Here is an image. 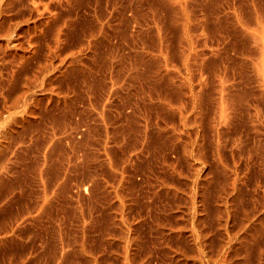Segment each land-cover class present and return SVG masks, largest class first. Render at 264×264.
Returning <instances> with one entry per match:
<instances>
[{"label": "rangeland", "instance_id": "1", "mask_svg": "<svg viewBox=\"0 0 264 264\" xmlns=\"http://www.w3.org/2000/svg\"><path fill=\"white\" fill-rule=\"evenodd\" d=\"M41 1L43 2L42 3L43 5L49 2L48 3V5H49L48 9H51L53 13L58 12L60 14L59 16L61 17V19L65 15L72 18L73 20L87 18L93 24L94 23L99 24V23L103 22L105 19H110V21L113 22L115 25L120 24L121 26H127L129 28V31H131V29L135 30V32H133L134 34L138 35V33H139L136 31V28H138V27H136V28L133 27V25H131L123 17L122 13H124L125 16L127 14L125 12V10L122 11L123 5H117V7H115V8H112V6L111 7L107 6V8H104V0H103V2L100 1L97 5L95 4V1H92L91 3H89L86 6L85 5H79L77 2H74V3L69 5L67 0H41ZM199 1L201 2V0H199ZM205 1L206 0H202V3H205ZM198 2H197V0H196V2H194V0H192V2H191L192 4L190 3V5H193V9H194L193 10L194 11V15H193L194 18L192 17L193 21L191 22L193 28L191 26L190 27L192 28L193 37L196 40V41H194V43H195L194 48H195V51L197 53L195 54V51L193 48V51L191 53V59L192 60L190 59L191 61H189V62H185L182 58H180V56H177V53L180 52L179 49L181 50V48L183 47V46H181V43L179 41L180 40V38H179L180 33L178 30H174L169 26L164 27L162 29V36H164V38L167 39L170 46H169V48H165V50H163V52L166 51L164 53H161L162 51L159 52L160 50L158 51L159 48L161 49V47H159L160 44L158 41L159 33L157 32V27L156 26L154 27L155 22H154L152 17L145 19L143 22L144 24L142 26L145 27V29L143 28L144 29V36H145L144 41L139 40L138 36L136 37V35H134L135 38H137L136 41L132 40V39L127 40L125 38H122L121 36L117 35L115 28L113 26V27H107L108 33L106 35V38H107L106 42L104 44L100 45L99 47H96L95 52L93 51L94 54H92L87 49L86 50L88 51V53L86 50H83V45L81 44L82 39H81V37H77L78 35L70 37V38L66 39L64 42H61L62 43L61 44L62 49H61V51L57 52V54H58L57 58H56L57 64H59L61 62L60 59H63L65 57L68 58V57H71V55H77V54H80L81 52H83L81 54H85V55H88L90 53L92 55H90V56L88 55L85 58L86 66L89 69L90 75L96 76L99 78H104L103 79L104 85H106V84L108 85L110 78L115 77L117 79H120V86L121 85H123V86L119 88L120 89L118 91L119 93H117V94L115 93L116 95L114 94L115 100L112 99L114 97V95H112L113 97H111V100H113V102L111 104V103H108L110 101H108L105 97L103 98V95L105 96V94L102 93V90H103V92H105L106 91L105 89H103V88H101L102 90L101 89L98 90L95 88L91 89L89 87V82L86 84L85 82H87V81H85V82L81 81L82 80L81 77L83 76L82 74H84L83 70H81V71L76 70V72H74L75 70L74 71L70 70V73H67V75H65L63 78L58 79L57 82L54 81V84L51 83L50 80L46 81V83H48L50 86L52 84V86H54L55 88H60V89L64 88V90H67L68 83L73 85V86L75 84V87H74L76 90L74 92L75 94L74 93H71V94L74 95L73 101H76V102H73V104H72V105H74L73 108L77 106L76 108H74V111H76V113L74 114V116L70 115V114H68V115L66 114V116H65L62 111H57V112L62 114V116L64 115L66 117L65 118L63 116L65 118L64 120L66 121L67 125L69 126V127H67L68 129H71V126H72L71 123L69 122V120L72 121V123H73V121L75 122L76 120H78L77 118L80 117L79 110L83 111L84 115L87 112L88 117L90 119L92 117L94 118V119H91L92 122L95 121V122H93V125H94V129H92L93 133L91 132L92 133L91 137L88 140L89 141L88 143H91V145H93V147L91 148L90 144L87 145L88 151L90 149L94 151L92 154L90 153L92 151L89 152L90 153L89 158L92 155H94V158H93V156L91 157V159L88 158L87 160H89V162H86L88 164H77V166H75L71 171H69V173L66 174V175H68L67 179L66 180L63 179L62 177L65 175V169L68 166L67 156H68V153L70 152L68 145H67V143H69V142H68V140H64V139H66V137L68 139V136H66L68 134H66V135L63 134V131L66 128L61 127L60 129H58L57 136H61V138H63V140L60 141V148L59 149L57 148L59 150L58 152H57V150L56 151L54 150V152H53V150L51 151V145H49L47 143H42L43 141H47L48 139H51V137L53 135L52 132L54 131L53 126H52L53 124L51 122L52 118H49V114H48V117L44 116V115H47L48 112H45L44 115L41 114L39 116V118L35 122L32 123V125L34 124V126L31 125V127H29L27 129L28 131L26 130L23 132V134L22 133L20 134L23 136L20 137V135H19L16 138V140H18L19 143L21 141L23 145L20 144L21 145L20 146L18 141L16 142L15 139H13L11 142L12 145L10 144L8 151H6V152H8V154L5 152L0 153L1 154L0 160L5 161V162L0 161V163L1 164L2 163L4 164L6 162L9 163V166L7 163L4 164V166H3V164L2 165L0 164L1 168L3 166L4 167L3 169L5 171H6V169H7V172L9 170V173L6 172L7 173L6 174L4 172V170L0 168V170H3V172L5 173L4 174L3 172H0V178H1L0 179L1 180L0 181V205H1L0 206V220H3L2 224L0 221V225H1L0 231H2V232L6 231V230L12 231V229H16V228H14V226L16 227V225H14L16 221L13 220V218L15 219V216L18 215L17 213L20 212L19 214H21V211L23 213L24 210H26L25 206H26V208L33 206V204L35 203L34 201H37L40 199V197L44 196V190L43 189H45L46 185L44 184L45 186H43V183H41V182L47 181L45 183H47L49 193L51 192V190L53 191L54 187L56 189V191H54V193H55L54 195L50 193L51 197L53 196V199H52L50 205L46 207V211L44 212V214H42L40 216V218L38 217V218L33 219L32 217L31 218L28 217L30 221H27V222L25 221V224L23 225V228L20 231V233L19 232L16 233V237L15 238L13 237L15 239V241H17V240L19 241L21 246H19V243L17 241V242H14V244L17 243L18 246H17V244L15 246V245H13V243H10L11 246H9V244H8V247H6V249H7L6 250V249H4L5 247H3V245L0 243V245H1L0 250L2 252V253H0V264H8L9 262H10V264H12L13 261L16 264L17 263L20 264V261H22V260L23 261L21 262V264L24 262H25V264H52V263L55 264V262H53V260L55 261V259H57L55 257H58L60 260L62 258V256H60L59 254L62 252L63 249H66V248H67L65 251L66 253L63 255L64 257H66V259L64 258L61 261H59L57 259L56 264H57V261L59 264L60 262L65 261V260H66L65 262H62L63 264H88L87 262L91 263L92 260H90V259H93V258H97L96 260L93 259L95 264H97V263L98 264L99 263L100 264H109V263H111V264L112 263L113 264H115V263L120 264L121 263L122 264V261H127V259L124 258V255H123V252H124L123 248H125V246H126L124 243L127 244V242H125V241H128V240H130L129 242H131V244L133 245V247H132L133 257L136 258L134 260H137L135 262L141 263L140 259L142 258V264H148V263L149 264H172V263L176 262L178 259L179 260L178 262H180V264H183L184 261L181 262V258L180 257L178 258V254L175 253V251H176L175 249L178 250L179 247L180 248L184 247L182 245L187 246L186 242L190 243V240H189L190 237L188 234L189 229L187 228L188 229L187 230V229H185V227H183V226H186V220H184V219L187 218V220L189 221V222L188 221L187 222L191 223L192 221L197 220V219H195V217H197V215L194 216V213L192 210L193 209L192 205L190 204V202L188 204L186 199L183 200L184 197H182L181 194L187 193L189 191V189H188L189 184H188V186H186L187 184H185L186 179L188 180V178H192L191 175H193L195 172H191L189 170L191 169L192 171H196V170H194L196 165H197L196 169L198 170L197 172H198L199 176H201L200 178H202V181H205L204 182L205 184H203V186H206L205 188L207 189V191L208 190L211 191L213 196H214L213 197L209 191L206 192V190L204 188V192H205L204 196L206 195L207 196L206 198H208V199H205V197L203 199L208 200V201H206V203L209 205V207H207L205 200H203L204 202L202 201L201 206H204V207H203V210L201 212V215L199 214V216H203L202 220L204 221V223L201 220L202 222H199V223L196 222V224H195V226L198 225V228L196 226V228L198 230H200V229L204 230L205 233H208V234L210 232V234L208 236H210L212 234L214 235V236L213 235L210 236L211 239L213 238V240H214L213 241L210 239V241H211V242L209 241L210 246L213 243L214 244L212 246L216 245V242L222 236V233L220 232V231H222V228L221 229H220V227L218 228V224H220V222H221L220 217H218V214H214L215 212L219 213V204L221 203V201L218 198L219 197L218 195L220 194V193L218 194V192L221 191V193H222L221 189L219 191V185H220V188H222V189H223L224 185H226L227 187L230 188V185L233 183L234 178L235 177L237 178L239 175V174L237 175V172L240 173L239 177L237 178V181L239 182L238 186H240V187H239V193H238L235 201L233 202L234 209L236 210L237 208H239V209L241 208L242 210H244V208L247 207V209L245 208L246 211H248V210L251 211L252 209H254V207H255L254 210H256V208L258 207L257 210H260L262 212L260 214L264 215V205H263L264 204V197H263L264 196V193H263V191H264V85H261L260 77L257 78V76L262 75V74H260L261 72H259V67H258L259 65L257 64L261 61L259 59L262 57V56L261 57L259 56L260 58L258 57V54L261 53L258 51L260 44H259V46L257 45L259 43L257 41L258 40L257 37H256V39H254L253 38L254 36H252V35L249 36V34L246 35L247 37L242 33H241L242 36L240 35L241 31H238V30H240V26H238L239 23L237 20V16L234 13L233 14L230 13V11H233V12L235 11V10H233L234 6L239 7L240 4H241L240 6L243 5V11H245L244 13L247 15V17H245V19L247 21V25H248L247 28L249 31L256 32L255 29H257V27H256L257 25L255 24L256 23L255 20L259 19L261 22L263 21L262 23L264 24V15H263L264 14V0H223L222 1L223 3L222 2L220 3L221 9L220 8L219 9L221 10V12H223L222 14H225V12H226L227 16L225 15V17H226V19L228 18V20H226L227 21L226 26H225V28H223V30L222 29L221 30H207L206 27L204 28L205 21L207 18L211 19L214 17L213 19H211L214 21L216 19V17L215 16L208 17L209 11L206 12V10L204 11L203 9H201V7L199 5H196ZM193 3H196V4L194 5ZM222 4L226 10L223 8ZM247 7H248V10H247ZM108 8H111V9L108 10ZM235 8H237V7H235ZM244 8H246L247 11L244 10ZM223 9H224V11H223ZM241 9L242 8H240L239 11H241ZM258 9L259 10L261 9V11L263 13L262 15L260 14L261 11H259ZM51 10H47V12L49 11L48 12L49 14L47 13L48 15L52 14ZM108 11H111V12H108ZM236 11H235L236 14L239 13L238 8L236 9ZM254 11H256V12H254ZM257 11L261 17L263 16L262 18L258 15ZM247 12H249L250 14L254 13V15H252V17H254L255 14H257L254 17L255 20L252 17H250L252 20L251 21L248 18L250 16V14ZM248 14H249V16H248ZM213 15H216V14H213ZM121 17L123 18V20H121ZM119 19L121 22L119 21ZM247 19H249V21ZM165 20H166V18H165ZM215 21L218 22L217 19ZM235 21H237V22H235ZM252 24H253V26H251ZM143 29H142V31H143ZM193 30H194V32H193ZM35 37L38 38V40H37L38 49L36 51V53H38V57L45 56V53L52 52V50L55 48V46L53 45V42H52V35L48 32H47V34H44L43 36H40V35H38V33H35V32H33L31 34L26 33V37H25L26 45L28 43L27 41L29 38H32L34 40ZM243 37H245V38L243 39ZM137 40H138V42H137ZM132 41L133 42L135 41L136 44H134ZM158 44H159V46H158ZM109 45H111V46H109ZM257 46H258V48H257ZM111 47L114 49H112ZM166 49H168V50H166ZM5 50L6 49H4V48L0 50V51H2L0 53V64H1L0 65V71H1V69L5 70V71L2 70V72H4V74L2 72H0V76H2L0 78V86L2 83L3 88L5 87V84L7 85L9 83V80L12 79V76L14 73L13 70L17 66V62L15 63L14 59H13L14 53L11 56L12 52L8 51V52H10L9 53L10 55H9ZM108 51L110 53L112 51V53L109 54ZM260 51H262L261 47H260ZM4 52H5V55L7 53L6 56L3 54ZM166 55L169 56V59L167 61L164 60ZM196 55H197L198 59L195 57ZM260 55H262V54H260ZM1 56L2 57L4 56V59H2ZM163 56H164V58H161ZM5 58H7V59H5ZM141 59L147 60V62L146 63L141 62L140 61ZM158 59H160L161 61ZM162 59L164 60L165 63L167 62L168 65H167V63L165 64L164 62H162L163 61ZM7 60H8V62L6 63ZM12 61L15 64L12 63ZM153 61H155V62H153ZM34 64H35V62H32V65H34ZM255 64H257V66ZM3 65L5 66V68L3 67ZM67 65H69V67H70L71 63L68 62ZM255 66L257 67V69ZM7 69H9V70H7ZM8 71H9V73H8ZM71 71H73V72H71ZM144 73H146L147 76L151 75V77H153V78L151 79V77H150L149 79H147V77L143 76ZM8 74H10V77H8L9 76ZM6 75H8V76H6ZM136 76L139 77L138 79L142 78L141 80H143V81L136 79ZM5 77H6V79H5ZM59 77H61V75H59ZM169 77H171V78H169ZM7 78H11V79L7 80ZM42 78H43V76L40 77L39 81H41ZM160 78H163L164 81L166 80L165 82L167 84L165 82H163L162 79L160 80V83H159ZM166 78L167 79L169 78L168 79L169 83H170V81L171 82L173 81L174 82V83L172 82L173 84H177V85L183 84V85H180L183 87L177 86V87H179V89L183 93L178 90L176 85L174 87V85H171L172 84L171 83L169 86L168 80ZM263 78H264V76H262L261 79H263ZM133 79H135L137 81H135ZM146 79H147V82L148 81H150V82L147 83ZM155 79L158 80V82ZM222 80H225L227 85L224 83V81L222 82ZM161 81L164 83V87H163V85H162L163 83H161ZM185 81H186V83H184ZM81 82L83 83V85L81 84ZM221 82L223 83L224 87H227V88H228V85L231 84V86H229V89L232 90V91L228 90V92L231 95V102L232 103L230 102V106L232 104L231 107H233V109L230 108V106H229V109H232V111H230L229 109H228L229 111L227 110L228 111L227 113L228 114L231 113V114H230V116L227 114V116H229L228 119H227V116L225 117L226 118V120H225L226 124L223 123L224 119L220 120L219 119L220 117H218L219 116V109L217 108L218 107L217 102H219V99H220L219 95L221 94L219 90L223 86ZM149 83L154 84V85L156 84V88L154 87V85H152L154 90H152V87L150 89L151 85ZM188 83H189V85H188ZM84 84L86 86H84ZM165 84L168 85L169 88H167L168 86H166ZM219 84L221 87L219 86ZM80 85H81V87H80ZM87 85H88V88H87ZM2 86L0 88L1 89L0 93L3 92V94H0V100H1V97L6 96V92H4L6 87H5V89H3ZM188 86H190V88L192 86L193 91H189L190 88H188ZM162 87H163V89H161ZM157 88H159V89H157ZM166 88H167V92L164 91V90H166ZM170 88L172 90L175 89L176 94H174V92H173L175 90L170 91ZM183 88H185V91ZM197 88H199V91ZM89 89H91L92 92L89 91ZM168 89H169L170 93L171 92L173 93V95L169 94ZM233 91L235 92V94L233 93ZM89 92H90V94H89ZM164 92L168 93V95ZM180 92H181V94H180ZM202 92H203V95H202ZM241 92H242V94H239ZM4 93H5V95H4ZM204 93H205V95H204ZM232 93H233V95H232ZM182 94H183V96H182ZM233 96L238 97L239 101L236 100L237 98L236 99L233 98ZM195 97H198V99H200V100H198ZM170 98H172V99H170ZM240 98L242 100H240ZM99 99H102V100L99 101ZM216 99H218L217 102H216ZM105 100H107L108 102ZM88 101H90V103ZM198 101H200V102L198 103ZM93 102H94V107H96L97 110H95V108L92 107ZM1 103H2V107H3L4 100L0 101V106H1ZM74 103L75 104L77 103V104L75 105ZM97 103L100 105H98ZM103 103H108V106H110V104L112 105V106H110V110H109L110 112L107 111L108 117L106 116V118H108L110 123L107 122L108 120H106V118H105L106 121L104 123V120H101L100 117H99L100 118L99 119L98 118L99 114L96 113V112L101 111ZM193 103H194V105H193ZM200 103H201V105H200ZM88 104H90L91 108L90 107L88 108ZM214 104H216V105H214ZM99 107H101V108H99ZM177 107H179V109ZM85 108L90 109V111L93 109L95 113L93 111L90 113V111L87 109L85 110ZM174 108H176V109H174ZM19 109L21 110V107L18 108V111H19ZM1 110H2V108H1ZM12 110L17 112V108H14ZM179 110H181V111H179ZM213 111L216 112L217 114H215ZM198 112L202 116H199ZM77 113H78V115H77ZM109 113H110V115H109ZM197 114L201 118V120L203 119L202 121L200 120L199 117L194 118L195 115L197 116ZM214 114L217 118L214 116ZM109 117H110V119H109ZM193 118L195 120L199 119V121H201V122L198 123ZM218 119L220 120V122H218ZM96 120L100 121L101 125H99L100 123H98V121H96ZM111 120H113V122ZM187 120H188V122L185 123V121H187ZM37 121H38V123H36ZM114 122H115V124H114ZM192 122H194V124ZM217 122L219 124L221 123V125L218 124L220 126V128H218V125L215 124ZM108 123L110 125H108ZM200 123H202V125H200ZM73 125H75V124H73ZM103 125H104V127H103ZM107 125H108V127H106ZM145 126H146V129L144 128ZM148 126H149V128H147ZM202 127H204V128H202ZM104 128H106V129L104 130ZM111 128L113 131L109 130ZM123 128H124V130L128 129L127 132L122 130ZM183 128H184L185 132H184V130H182ZM201 128H202V130H201ZM80 129H82V128H80ZM114 129L115 130L117 129V130L115 131ZM195 129H197V130L195 131ZM212 129L215 131V133H216L217 129L218 130L222 129L223 132L220 131V133L218 134V137L222 138V140L217 137V134H215L212 131ZM71 130L72 131L74 130V132H76L75 135H77L80 132V131H75L76 130L75 128L71 129ZM145 130L146 131L149 130V131H147L148 133ZM186 130H188L189 132H186ZM106 131L108 132L107 134H106ZM117 131H120V132H117ZM200 131L201 132L203 131V134L199 133ZM111 132H112V134H111ZM179 132L181 134L183 132V135L179 136L180 135ZM193 132H195V133H193ZM123 133L127 134L126 137H125V135H122ZM178 133H179V135H178ZM188 133H189V135H188L189 137L188 136L185 137L184 135H187ZM109 134H111L112 136ZM148 134H149V136H148ZM156 134H157V136L159 135L160 137L159 136L157 137ZM212 134L213 135L215 134L214 137H212L213 136ZM64 135L66 137H64ZM78 135H80V133ZM108 135H109V137H107ZM115 135H117L116 138H114ZM172 135L174 137H171ZM190 135H191V137H190ZM195 135H196V137H195ZM223 135H224V137H223ZM101 136L104 138H102ZM120 136L122 139L120 138ZM154 136H155V138H154ZM175 136H176V139H175ZM198 136H200V138ZM215 136L219 139V142L221 143V147L223 149L225 147L227 148V150H225L226 148L224 149L225 152L221 151V157L220 158H222L223 165L219 164V166H221V167H220V170L217 172H215V171L218 170L219 168L216 169L217 167H215V165L217 166V161H218V158H215V157H218V155L216 153H214V151L216 152L215 145L217 142V139L215 138ZM220 136H222V137H220ZM30 137L33 138V140ZM110 137H113L114 139L113 138L110 139ZM138 137L142 139V142H141V139H140V141L137 140V139H139ZM144 137H146L145 138V139H147L146 141L143 139ZM165 137H167V138H165ZM180 137H182L184 139H182V138L180 139ZM105 138H106V140L108 138V141L105 140V143H104V140H102V139H105ZM118 138L120 139V141L122 140V142H120ZM123 138H125L124 139L125 141H123ZM160 138H162V139H160ZM177 138L179 140H183L184 142L179 141ZM186 138L187 139L189 138V139L186 140ZM203 138H204V140H203ZM213 138H215L216 140L214 139L212 142ZM163 139L166 141V143L164 142ZM114 140H116L115 141L116 143H114V145L116 144L115 145L116 147L115 146L112 147L113 144L110 146V144L113 143L111 141H114ZM132 140H134L135 142ZM177 140L179 142H177ZM195 140L197 143L198 142L199 143L197 144L195 142ZM99 141L100 142L103 141V143L105 145L104 147H106V148L109 147L108 152H110L111 155H110V153L107 154L108 153L107 149H105V148L103 149V144L100 143ZM138 141L142 144V147L140 146L141 144L138 143ZM151 141H153V142H151ZM174 141H175V143H179V144L176 145L174 143ZM186 141H187V143H185ZM188 141H189V145H187ZM200 141H202L201 144L204 141L203 145L206 144V146H202L200 144ZM30 142H31V144H30ZM92 142H94V143H92ZM107 142H108V144H107ZM109 142H111V143H109ZM125 142H127V143H125ZM130 142H132V143H130ZM133 142L135 143L136 146H133L134 145ZM155 142L157 143V145L159 143L161 145L159 144L158 145L159 147H158ZM191 142L196 143V144L193 143L194 147L196 146L194 153L197 151L196 154H198V156L196 154L194 156L195 157L194 159H196V160H193V159L188 160L186 157H183L184 156L183 153L185 150L186 151H187V149L189 151L191 150V148L187 147V146H189V147L193 146V144ZM15 143H17V145ZM151 143H153V144H151ZM182 143H185L186 147L184 146V144L182 145L183 147L180 146ZM106 144L109 146H107ZM131 144H133L132 145L133 150L137 149L136 152L134 150L135 153L131 152L132 151V148L130 147ZM164 144H168V145H164ZM25 145H28V146L26 147ZM70 145L71 144H69V146ZM150 145H151V148L153 150H150V152L148 153L147 149H151V148H149ZM17 146L19 148L24 146L23 148H25V149L21 148V150L23 149L21 151ZM71 146L73 147V145H71ZM172 146L175 148L173 149ZM14 147H17V150H20V152L13 149ZM110 147L113 149H111ZM155 147L158 150H155ZM160 147H161V149L163 148V150H162L163 152L161 151ZM202 147H204V148H202ZM206 147L209 148V150ZM95 148H96V150H94ZM130 148H131V151H130ZM179 148H184V149L182 150ZM185 148H187V149H185ZM197 148H199V152H201L200 149L201 150L202 149L204 150L205 148L207 149L206 151L204 150V152L202 150V154H203V156H205L204 158L206 159V161H205V159H202L203 156L201 154H200L201 157L199 156V152H198ZM210 148H214V150L213 149L212 150H213V154L216 155L215 157L212 156L213 154H212V150ZM74 149H76V151H77L78 147L73 148L71 151H73ZM139 149L140 150L142 149L145 154L142 151H141V153L138 152V151H140ZM164 149H166L167 151L166 150L164 151ZM256 149H257V151H256ZM12 150H14L15 153L13 152V156L11 155V158H10L12 160L9 161L8 155L10 153H12L11 152ZM112 150L115 152H113ZM44 151H47V155H48L46 164H44V156H43ZM96 151H98V153H95ZM155 151H156V154H153ZM157 151H158V153H157ZM177 151H179V152L177 153ZM74 152H75V150H74ZM78 152L79 151H77V153H74L75 159L77 157H79V156L76 157V155H75V154L78 155ZM159 152H161V154ZM165 152H168V153L166 154ZM181 152H182V154H181ZM205 152L207 155L205 154ZM207 152H209V153H207ZM100 153H102L101 154L102 156L100 155ZM136 153H137L136 157H138V156L139 157L136 160H134L136 157H134L135 155H133V154H136ZM138 153L140 155H138ZM162 153H164V155H162ZM95 154L96 155L99 154V155H97V157H96ZM103 154H104V158H103ZM177 154L179 156H182V157L177 158ZM2 155H3V157L5 156V159L2 158ZM105 155H107V156H105ZM109 155L110 156L114 155L113 157H115V158L112 157V159H114L113 162L111 159H109V158H111ZM223 155H224L225 159H224ZM128 157H130V159ZM206 157H208V159ZM182 158H184V159H182ZM198 158H199V161H198ZM214 158L217 160L214 161L216 164H213V166H212L211 163H213L212 161L214 160ZM78 159L81 160V157H79ZM92 159H94V160H92ZM95 159H97V161ZM98 159H100V161ZM105 159H108V160H105ZM132 159L134 160V162ZM91 160L94 161L95 163L92 162ZM103 160H105V161H103ZM123 160L127 162V163L125 162L126 165H124ZM102 161L104 163L109 162L112 165L115 164V165H113L114 170L111 169V165L109 163L103 164ZM117 161H120L119 164H116ZM131 161L133 163L132 166L130 163ZM188 162H190L191 165L192 164H195V165H192V167H191V165H189ZM228 162H230V164ZM234 162L236 164V166L234 164L235 168L232 165ZM120 163L123 165L122 168H127V167L129 168V170L126 169L127 172L129 171L128 174L126 173L125 169L123 170L121 168ZM227 163L229 164V167L226 166ZM198 164L202 165V167L201 166L199 167ZM207 164H211V165L207 166ZM6 165L8 168H6ZM134 165H135V167H134ZM170 165H171V167H170ZM185 165H186V167H185ZM106 166L109 167V169ZM142 166H144V168ZM180 166L181 167L184 166L183 167L184 170L186 169L184 171V173L187 171L186 172L187 178H186V176H182L183 168L181 170ZM209 166H210V168H209ZM223 166L225 169H226V167H227V169H229L230 167H231L230 169H232V166H233V170L230 172V169H229V171L226 169V171H225L224 168H222ZM43 167L45 168L44 169L45 181L43 180L44 177H40L41 175L38 173L39 170ZM172 167L173 168L175 167L177 169H173ZM198 167H199V169H198ZM214 167L216 170H214ZM54 168H55V170L57 168V174L55 173V170H53ZM211 168L213 169V171H211ZM119 169H120V171H118ZM170 169H171V171H170ZM178 169L181 172H179ZM187 169H189V170H187ZM235 169H238V170H235ZM97 170H98V172H97ZM205 170H208V172L207 173L204 172ZM103 171H105V172L107 171V173H104ZM108 171H110L109 174H108ZM117 171L120 174L119 173L117 174ZM209 171H210V175H209ZM90 172H92V173L90 174ZM96 172L98 173V175ZM113 172L118 177V178H116V175L114 174V178L117 180V182H115L114 178H112ZM221 172L223 173V175H221L222 174ZM225 172L230 173V174H226V176H224ZM86 173H89L92 176L91 177L87 176L89 174L86 175ZM93 173L95 176L93 175ZM123 173H126V174L124 175ZM172 173H173V175H170ZM190 173H191V175H189ZM217 173L218 174L220 173L219 174L220 177H219V175H217ZM38 174H39V177H38ZM177 174H179L180 176H177ZM204 174L206 175V178H205V176H202ZM84 175L88 179L92 178L93 181H91V183H90L89 181L92 179L88 180ZM105 175H107V176L105 177ZM119 175H124V176H121V178L119 180ZM207 175H209L210 178H208L209 176H207ZM166 176H168V177L170 176V179ZM171 176H174L175 179L171 180L173 178ZM189 176H191V177H189ZM211 176H212V178H211ZM5 177L7 178V180ZM98 177H101V181ZM95 178L98 180V181L96 180L97 183H96V181H94ZM158 178H160V180ZM165 178H167V180H166L167 183H164ZM203 178H204V180H203ZM39 179H41V180H39ZM126 179H127V181H126ZM157 179L159 180L158 181L159 183L157 182ZM239 179H241L240 180L241 182L239 181ZM59 180H61V183H62L61 187L56 188V186H53V185H54V183L56 185V183ZM63 180H65V181H63ZM124 180L127 183H125ZM182 180H184V181H182ZM208 180L210 182H208ZM3 181H5V182H3ZM14 181H15V183H14ZM48 181H51V182H48ZM78 181L79 182L83 181L84 183H87V182L90 183L89 186L86 185V187H84L85 185H83V187H84L83 193H85V194H82V196L79 195V197H80L79 201H78V196H77V193H78L77 192L78 191L77 184L79 183ZM63 182H64V184H63ZM118 182H119V184H118ZM121 182H123L124 184L122 183L123 184L122 185ZM151 182H152V184L154 182L153 188L157 189V192L155 189L151 188L152 187ZM182 182H184V183H182ZM4 183H6V184L4 185ZM9 183H10V185L8 187L10 189H7L8 188L7 185ZM66 183H67L68 188H67V190H64L65 188H63V185H65ZM98 183H100V184H98ZM107 183H108L109 187H108ZM157 183H158V188L156 187ZM160 183H161V185H160ZM221 183H223L224 185ZM165 184H167V185H165ZM240 184H242V185H240ZM40 185L43 187V189L41 188ZM51 185H52V187H51ZM170 185L172 187L171 191H168L167 189H165V187L171 188ZM256 185H257V188H256ZM2 186L4 187V189ZM93 186H94V189L92 188ZM110 186L113 189H111ZM173 186H177L178 188L173 187ZM183 186L184 187L186 186V187L184 188ZM89 187L93 190H91ZM209 187H211V188H209ZM261 187H263V188H261ZM87 188H89L88 193L84 192V191H87L86 190ZM106 188H110L107 190L109 192L111 191L112 194L109 193L106 190ZM161 188H163V189H161ZM181 188L185 189V191L182 190L183 191L182 192L180 190ZM120 190H122V192ZM162 190L164 192H162ZM165 190H167L168 192ZM174 190H177V192H174V193L177 196L180 195V197H175L176 195L173 193ZM116 191L118 192L117 194H116ZM148 191H151V193ZM258 191H260V194L258 193ZM155 193H157V194H155ZM163 193H165V194H163ZM241 193L244 194L245 197H243L244 195H242ZM149 194H151V196H153L152 199L149 198L150 197ZM173 194H174V196H173ZM5 195L8 198H6ZM9 196L12 198H10ZM241 196L245 200L244 203L247 201L245 203L247 206L245 204H243V202H241L243 200ZM154 197L155 198L157 197V198L155 199ZM167 197H169V198H167ZM181 197H182V199H181ZM215 197H217V198H215ZM159 198L161 200H158ZM238 198L242 199V200H239ZM11 199H12V201H11ZM120 199H121V201H120ZM122 199H124V200L122 201ZM127 199H128V201H127ZM129 199L131 201H129ZM177 199L179 200V202ZM40 200L42 201L43 199H40ZM40 200L38 202H41ZM115 200H117V203L116 202L114 203ZM125 200H126V202H125ZM165 200L168 202H166ZM212 200H214V202ZM151 201L152 202L154 201V203H152ZM170 201L172 202V204L170 203ZM182 201H184V202L186 201V202L182 204ZM236 201H238V203L240 201L241 204H238ZM255 201H256V203H255ZM38 202L35 203V205H34L35 207L38 204ZM130 202H132L135 206L133 204H131ZM177 202L179 205L177 204ZM211 202H212V204H211ZM261 202H263V203H261ZM4 203H6V204H4ZM122 203H123V205H122ZM249 203L252 205H250ZM254 203H255V206L252 207L254 205ZM3 204H4V206H3ZM114 204H115V206H113ZM164 204H165V206H164ZM202 204H206V205H202ZM235 204L238 205V206L236 205V208H235ZM259 204H261L260 206L263 207V210H262V208H260ZM22 205H25V206H22ZM118 205H120V206H118ZM172 205H174V206H172ZM240 205H242L244 207H241ZM248 205H250V206H248ZM126 206H128V207H126ZM158 206H160V207H158ZM167 206H168V208H167ZM175 206L178 208L177 209L174 208ZM190 206H191V209H190ZM21 207L23 208V210ZM122 207H124V209ZM249 207L251 208V210ZM82 208H83V211H85L84 214L85 215L88 214L86 217L87 221H86V219L83 220V218H82L84 216V214H82L83 212H81ZM114 208H116L117 210L118 209L120 210L122 208L121 210L122 211L125 210V211L122 212L120 210L121 211V213H120V212H117V210ZM140 208H142V209H140ZM151 208L153 209L152 211H151ZM180 208H182V209H180ZM18 209L21 211H19ZM132 209H134V210H132ZM239 209H237V213L235 212V214L240 215V216L236 215L237 218L235 219V222H238V223H240L239 221H241L242 220L241 218L245 215V212H244L245 210L242 211L241 209L240 210ZM16 210H17V212H16ZM167 210H168V212H167ZM170 210L172 212H170ZM126 211L130 212L129 213L130 216H129V214H127ZM153 211L155 213H152ZM156 211L157 212L161 211L160 213H162V214L160 215L159 212L157 214ZM190 211H192V212H190ZM113 212H115V216H117L116 218L114 217ZM135 212H137V213H135ZM139 212L141 214H139ZM147 212H148V214H147ZM181 212H183L184 217H183ZM203 212H205V214ZM240 212H244V214H242ZM35 213L36 212H34L33 214H35ZM116 213H117V215H116ZM142 213H143V215H142ZM171 213H173V214H171ZM185 213L187 215L189 214L190 217L188 218V216L185 215ZM89 214H90V216H89ZM132 214L136 215V216L134 217V216H132ZM137 214H139V215H137ZM156 214H157V216H156ZM163 214H164V216H163ZM175 214L178 216H179V214L182 215V216H180L181 219L178 216H177L178 219H176ZM241 214L243 216H241ZM5 216H6V218H5ZM10 216L12 217V219H10L11 218ZM122 216H124L125 218H123ZM171 216H173V217H171ZM215 216H216V218L214 219ZM89 217H90V219H88ZM145 217L146 218L148 217V218L146 219ZM156 217H158V218H156ZM193 217H194V220H189L190 218L193 219ZM138 218L139 219L141 218V219L139 220ZM162 218H164V219H162ZM166 218H168V219L166 220ZM4 219L7 220V224H6V220H4ZM112 219L113 220L119 219L120 222L117 223V220L113 221ZM137 219H138V222H135ZM263 219H264V217H263ZM141 220H143L144 222ZM122 221L125 222L124 226H122L123 225V223H121ZM157 221H159V222H157ZM11 222L14 223V224H12V226L10 224ZM180 222L182 223L183 229L180 225L181 224ZM235 222L233 223V225L237 224L236 225V227H237L238 223H235ZM173 223L175 225H173ZM178 223H180V224H178ZM84 224H86V225H84ZM114 224H115V227L117 226L116 228H114ZM116 224H118V225H116ZM126 224L127 225L130 224L132 226L129 225V228L127 229ZM164 224L167 227L164 226ZM169 224H171V225L169 226ZM205 224H206V226H205ZM156 225H158L159 228H157ZM179 225H180V228L177 229V227H179ZM263 225H264V220H263ZM143 226H145L144 229H143ZM149 226L151 227V229ZM172 226H173V228L175 227V231L173 228H171ZM163 227L166 228L165 229L166 232L163 231V229H164ZM214 227H215V229H214ZM117 228H119V229H117ZM114 229H116L115 230L116 232H114ZM181 229L184 230L183 231L184 234H186V235L188 234V240H187V236L184 234H183V237L185 238V240H183L184 239V238H182L183 232ZM210 229L212 232L209 231ZM216 229H218V230L220 229V231H218V230L216 231ZM125 230L127 232H125ZM178 230L180 233L178 232ZM207 230H208V232H207ZM10 231H8V234L11 233ZM176 231L181 236H178L176 234L177 233ZM185 231H187V232L185 233ZM2 232H0V234ZM122 232L123 233L125 232L127 234L125 235V233L123 234ZM128 232H129V234H128ZM130 232L131 233L134 232L133 233L134 235L131 236L132 234ZM135 232H136V234H135ZM110 233H113V234L115 233L114 234L115 236L117 234V240ZM139 233H140V236H138ZM166 233L167 234L171 233V237H170V235H167ZM215 233H217V234L215 235ZM262 233H264V229H263ZM165 234L167 235L166 237H165ZM261 234L255 236L256 242L254 244L256 245V248H254L255 245L253 246V248L255 249L254 250L255 252L253 250H251V254H249L247 256L250 259V261L248 258H246V259L244 258L245 255L243 256V254H247V252L243 249L246 253L243 251L241 252V250L239 251L240 253L239 252L236 253L238 255V258L236 260V261H238V263H240L242 260L245 259V260H248V263L250 262L249 264H251L253 261H254V263H252V264H258V262L256 260L257 259L256 253H258L259 249H261L262 246L264 247V244H263L264 243V237H262V236H264V234H262V235ZM111 236H112V238H111ZM134 236H135V238H134ZM215 236H216V238H215ZM119 237L121 238V240L124 241V243L120 240ZM136 237L138 239H136ZM139 237H141V238H139ZM168 237H170L172 240ZM113 238H114L115 242H113V240H110ZM133 239L139 241L138 244H136L137 241H134ZM173 239H174V241H175V239L177 241L179 240L178 241L179 243L177 241H175V242H177L176 243L177 246H175L176 244L173 241ZM111 241L114 243V245ZM64 242L66 245L64 244ZM120 242H122V243H120ZM170 242H172V243H170ZM181 242L182 243L185 242V243L182 244ZM116 243L121 245L122 248H120ZM85 244H86V246H85ZM168 244L170 247L168 246ZM171 244H172V249H170ZM180 244H182V245H180ZM136 245H138V246L136 247ZM82 246L87 247L88 252L89 251L93 252V253L91 252L90 254L87 253L89 255V258H90L89 261L87 258L88 256L86 257L84 255V253L81 254V252H83ZM154 246L157 247V250H156V247H154ZM162 246L163 247L165 246L166 251ZM173 246L174 247L179 246V247L174 248ZM114 247H116V248H114ZM134 247L136 248L135 250H134ZM8 248H10L11 250ZM113 248H114V250H113ZM148 249H149V252H148ZM151 249H152V251H151ZM169 249L174 254L169 252ZM115 250H117V251H115ZM146 250H147L148 254H150V255L147 254ZM160 250L163 253H161ZM6 251H7V253L4 254L3 252H6ZM150 251L153 253L151 254ZM117 252H118V254L119 253L120 254L117 255ZM164 252H166L165 254L168 256H166L164 254ZM20 253H21V256H20ZM51 253H54V254H51ZM68 253H69V255L72 253L73 254V255L71 254L72 256H74V254H75V256L73 257L74 259L71 258L72 256L70 257L69 255H67ZM96 253H98V254H96ZM121 253H122V255H121ZM140 253H141V255H139ZM55 254H58L60 257L58 255L55 256ZM93 254L94 255L96 254V256H98L100 254L99 255L100 257L99 256L96 257ZM114 254H116V257H113ZM170 254L172 255V257H173V255L175 257L177 256L176 257L177 259L176 258L174 259V257L171 258ZM80 255H82V258ZM83 255H84V257H83ZM151 255H153V256H151ZM252 255H254L255 258ZM52 256H55V257H52ZM149 256H151V257H149ZM161 256H163V257H161ZM67 257H70V258H67ZM91 257H93V258H91ZM143 257L145 260L143 259ZM165 257H167V258L165 259ZM83 258L84 259L86 258V259L84 260ZM170 258L172 259V261ZM19 259H21V260H19ZM98 259H99V261H98ZM18 260H19V262H18ZM138 260H140V261H138ZM234 260H231V261L234 263ZM85 261H86V263H85ZM14 262H13V264H15ZM178 262H176V263H178ZM92 263H93V261H92ZM235 264H237V263H235Z\"/></svg>", "mask_w": 264, "mask_h": 264}, {"label": "bare ground", "instance_id": "2", "mask_svg": "<svg viewBox=\"0 0 264 264\" xmlns=\"http://www.w3.org/2000/svg\"><path fill=\"white\" fill-rule=\"evenodd\" d=\"M92 1H95V4L97 5L100 1H102L103 2V0H67V2L69 3V5L70 4H72V3H74V2H77L79 5H88L89 3H91ZM192 2V0H104V8H107V6H112V8H115V7H117V5H123V8H122V11L123 10H125V12L127 13L126 14V16H125V14L124 13H122V15H123V17L131 24V25H133V27H138V28H136V31L137 32H139L138 33V35L137 34H134L133 32H135V30H133V29H131V31H129V28L127 27V26H121L120 24H114L113 22H111L110 21V19H105L103 22H101V23H91L90 21H89V19H87V18H82V19H77V20H73L72 18H70V17H68V16H63V18L61 19V17L59 16L60 14L58 13V12H52V10L51 9H48L49 8V5H48V3H46V4H42L43 2L41 1V0H0V50L1 49H6L5 51L9 54L10 52H8V51H11L12 53H11V56L13 55V53H14V57H13V59H14V62L16 63L17 62V66H16V68L13 70L14 71V73H13V76H12V79L11 78H7V80L8 79H11V80H9V83L6 85L4 82V84H5V87H6V89H5V87L3 88V86H2V83H1V86H2V88L3 89H5V91L4 92H6V96H4L5 95V93H4V97H1V100H4V103H3V107H2V103H1V108H2V110H1V108H0V153L2 152H5V153H7L8 154V152H6V151H8V148H9V146H10V144H11V142H12V140L13 139H15V141L17 142L18 140H16V138L22 133L23 134V132L24 131H26L29 127H31V125H32V123L33 122H35L38 118H39V116L41 115V114H45V112H48L47 113V115H44L45 117L47 116L48 117V114H49V118H52V120H51V122H52V126H53V132H52V137H51V139H48L47 141H43L42 143H47V144H49V145H51V151L53 150V152H54V150L56 151L57 150V152L59 151L58 149L60 148V141L61 140H63V138H61V136H57V133H58V129H60L61 127H64V128H66L64 131H63V134H68V135H66V136H68V139H67V137L64 135V137H66V139H64V140H68V142L69 143H67V145H68V148H69V150H70V152L68 153V156H67V158H68V166H67V168L65 169V175L62 177L63 179H67V176L68 175H66L67 173H69V171H71L75 166H77V164H88V163H86V162H89V160H87L88 158H89V154L91 153H93L94 151L93 150H87V145L88 144H90L91 145V143H88L89 141V138L91 137V134L93 133L92 132V129H94V125H93V122H95V121H93L92 122V120L91 119H94L93 117L90 119L89 117H88V114H87V112H86V114L84 115V113H83V111H80L79 110V112H80V117L79 118H77L78 120H76L75 122L73 121V123H72V121H70L69 120V122L71 123V129H76L75 131H80L79 133H80V135H75V133L76 132H74V130L72 131L71 129H68L67 127H69L68 125H67V123H66V121L64 120L66 117V114L68 115V114H70V115H73L74 116V114L76 113V111H74V108H76V107H74L73 108V106L74 105H72L73 104V102H76V101H73V99H74V95L73 94H71V93H74L76 90H75V84H74V86L73 85H71V84H69L68 83V88H67V90H64V88L63 89H60V88H55L54 86H52V84L51 83H53L54 84V81H56L57 82V80L58 79H60V78H63L65 75H67V73H70V70H75L74 72H76V70H83L84 71V74H82L83 76L81 77L82 78V80L81 81H87V82H85L86 84L89 82V87L91 88V89H93V88H95V89H101V88H103V89H105L106 91L105 92H103V90H102V93L103 94H105V96L103 95V98L105 97L108 101H110V102H108L107 100H105V101H107L108 103H111L112 104V102H113V100H111V97H113L112 95H114L115 93L117 94V93H119L118 91L120 90L119 88L120 87H122L123 85H121L120 86V79H117V78H115V77H111L110 78V81H109V84L107 85H104V83H103V79L104 78H99V77H96V76H91L90 75V73H89V69L87 68V66H86V62H85V58H86V56H90V55H92V54H94L93 53V51L95 52V49H96V47H99L100 45H102V44H104L105 42H106V35H107V27H113L114 26V28H115V31H116V33H117V35H119V36H121L122 38H125V39H132V40H135L136 41V39L137 38H135V36L134 35H136V37L138 36V38H139V40H142V41H144L145 40V36H144V29H145V27L144 26H142L144 23V20L145 19H147V18H150V17H152L153 18V20H154V22H155V25H154V27L156 26L157 27V32L159 33V36H158V41H159V44H160V46H159V44H158V46L159 47H161V49L159 48L158 49V51L159 52H161V53H164V52H166V51H164L163 52V50H165V48H169V43H168V41H167V39L166 38H164V36H162V29L164 28V27H167V26H169V27H171L172 29H174V30H178L179 31V38H180V43H181V46H183L182 48H181V50L179 49V53H177V56H180V58H182L185 62H189V61H191L192 59H191V53H192V51H193V48L195 47L194 46V41H196L195 39H194V37H193V34H192V17H193V15H194V9H193V5H190V3ZM199 0H197V2H198ZM223 0H206L205 1V3H202V0H201V2L199 3H193L194 5L196 4V5H199L200 7H201V9H203L204 11L206 10V12L207 11H209V16L208 17H213V16H215L216 17V19H217V21L218 22H216L215 20L213 21V20H211V19H213V18H207L206 19V21H205V25H204V28L206 27V29L207 30H223V28H225V26H226V23H227V21L226 20H228V18L226 19V17H225V15H226V12H225V14H222L223 12H221V8H220V3L222 2ZM194 2H196V0H194ZM223 3V2H222ZM192 4V3H191ZM241 5V4H240ZM239 5V7L238 6H234L233 8V10H235L236 11V9L238 8V11L240 10V8H242L241 9V11H239V13H235V11L233 12V11H230V13H234L236 16H237V20H238V26H240V30H238V31H241L240 32V35H241V33L242 34H244L245 36L246 35H248L249 34V36L250 35H252V36H254L253 38L254 39H256V37L258 38V46H259V44H260V46H259V48H258V46H257V48H258V51L259 52H261V53H259L258 54V57L260 56H262L259 60H261L259 63H257L259 66V72H261L260 74H262V75H260V76H257V78H259L260 77V82H261V85H264V78L263 79H261L262 78V76H264V24L259 20V19H257V20H255V16L257 15V14H255V16L254 17H252V15H254V13H252V14H250L249 12H247V13H249L250 14V16H249V14H248V18L251 20V18L250 17H252L255 21H256V27H257V29H255L256 30V32H252V31H249L248 30V25H247V21H246V19H245V17H247V15L244 13L245 11H243V5L242 6H240ZM43 6V7H42ZM222 6H223V4H222ZM235 7H237V8H235ZM220 8V9H219ZM223 8L225 9V7L223 6ZM111 8H108V10H110ZM224 9H223V11H224ZM47 10H51V12H52V14H50V15H48L49 13V11L47 12ZM226 10V9H225ZM244 10H246V8H244ZM247 10H248V7H247ZM246 10V11H247ZM257 10V9H256ZM259 10V9H258ZM121 11V12H122ZM250 11V10H249ZM259 11H261V9L259 10ZM108 12H111V11H108ZM237 12V11H236ZM254 12H256V11H254ZM48 13V14H47ZM257 13H258V11H257ZM212 14V15H211ZM213 14H216V15H213ZM260 14L262 15L263 13H262V11L260 12ZM128 15V16H127ZM258 15H259V13H258ZM264 15V14H263ZM227 16V15H226ZM234 16V15H233ZM260 16V15H259ZM60 17V18H59ZM110 17V16H109ZM235 17V16H234ZM233 17V18H234ZM258 17V16H257ZM261 17V16H260ZM263 17V16H262ZM261 17V18H262ZM165 18H166V20H165ZM194 18V17H193ZM249 19H247L248 21H249ZM121 20H123V18L121 17ZM253 20V21H254ZM119 21H120V19H119ZM252 21V20H251ZM121 22V21H120ZM235 22H237V21H235ZM191 23V24H190ZM229 24V23H228ZM236 25V24H235ZM192 28H191V27ZM237 26V27H238ZM251 26H253V24L251 25ZM250 26V27H251ZM236 27V28H237ZM132 28V27H131ZM134 28V29H135ZM144 28V29H143ZM142 29H143V31H142ZM254 29V28H253ZM252 29V30H253ZM254 30V31H255ZM33 32H35V33H38V35H40V36H43L44 34H47V32L48 33H50L51 35H52V42H53V45L55 46V48L52 50V52H47V53H45V56H43V57H38V53H36V51H37V49H38V44H37V40H38V36L37 37H35L34 38V40L32 39V38H29L28 39V43H27V45H26V42H25V37H26V33H28V34H31V33H33ZM193 32H194V30H193ZM161 34V35H160ZM75 35H78L77 37H81V39H82V42H81V44L83 45V50H89L92 54H88V55H85V54H81V53H83V52H81L80 54H77V55H71V57H65V58H63V59H60V63L59 64H57V52L58 51H61V49H62V46H61V42H64L66 39H68V38H70V37H73V36H75ZM181 35V36H180ZM242 36V35H241ZM131 37V38H130ZM247 37V36H246ZM177 38V37H176ZM245 37H243V39H244ZM249 40V39H248ZM133 42L134 44H136V42ZM137 42H138V40H137ZM112 44V43H111ZM109 46H111V45H109ZM167 46V47H166ZM180 46V47H181ZM260 47H261V50L262 51H260ZM112 48V47H111ZM179 48V47H178ZM112 49H114V48H112ZM111 49V50H112ZM86 50V51H87ZM166 50H168V49H166ZM194 51H195V48H194ZM2 51H0V53H1ZM109 52V51H108ZM158 52V53H159ZM168 52V51H167ZM178 52V51H177ZM7 53H6V55H7ZM87 53H88V51H87ZM86 53V54H87ZM111 53H112V51H111ZM110 52H109V54H111ZM160 53V54H161ZM197 52L195 51V54H196ZM4 55H5V52L3 53ZM107 54V53H106ZM260 54H262V55H260ZM2 55V54H1ZM5 55V56H6ZM10 55V54H9ZM198 55V54H197ZM197 55L195 56L196 58H197ZM2 57V56H1ZM157 57V56H156ZM10 58V57H9ZM160 58V57H159ZM161 58H164V56L163 57H161ZM178 58V57H177ZM179 58V59H180ZM2 59H4V56L2 57ZM5 59H7V58H5ZM11 59V58H10ZM169 59V56L168 55H166L165 56V59L164 60H168ZM191 59V60H190ZM198 59V58H197ZM196 59V60H197ZM12 60V59H11ZM10 60V61H11ZM158 60H160V59H158ZM163 60V59H162ZM164 60L162 61V62H164ZM195 60V59H194ZM5 61V60H4ZM9 61V62H10ZM141 62H147V60H144V59H141L140 60ZM161 61V60H160ZM198 61V60H197ZM8 62V60L6 61V63ZM13 61H12V63H14ZM32 62H35V64L34 65H32ZM68 62H70L71 63V65H70V67H69V65H67L68 64ZM153 62H155V61H153ZM158 62V61H157ZM11 63V64H12ZM14 63V64H15ZM165 63V62H164ZM167 63V62H166ZM165 63V64H166ZM13 64V65H14ZM257 64H255L256 66H257ZM1 65V64H0ZM12 65V66H13ZM167 65H168V63H167ZM255 66V67H256ZM3 67L5 68V66L3 65ZM51 68V69H50ZM168 69V68H167ZM256 69H257V67H256ZM2 70H4V69H1V71L0 72H2ZM7 70H9V69H7ZM5 71V70H4ZM73 71H71V72H73ZM82 71V72H83ZM12 72V71H11ZM78 72V71H77ZM258 72V73H259ZM3 74H4V72H2ZM6 73V72H5ZM8 73H9V71H8ZM9 75V76H8ZM8 75H6V76H8V77H10V74H8ZM59 75H61V77H59ZM139 75V74H138ZM137 75V76H138ZM43 76V78H42V80L41 81H39V79H40V77H42ZM136 76V79H138L139 77H137ZM140 76V75H139ZM143 76H145V77H147V79H149L150 77H151V75L149 76H147V74L146 73H144L143 74ZM2 76H0V78H1ZM132 77V76H131ZM134 77V76H133ZM142 77V76H141ZM153 77H151V79H152ZM164 78V77H163ZM163 78H160L159 79V83H160V80L162 79V81L163 82H165L164 80H163ZM169 78H171V77H169ZM168 78V79H169ZM3 79V78H2ZM5 79H6V77H5ZM108 79V78H107ZM129 79V78H128ZM142 79V78H141ZM141 79H138V80H141ZM144 79V78H143ZM147 79H146V82H147ZM150 79V80H151ZM167 79V78H166ZM167 79V80H168ZM173 79V78H172ZM171 79V80H172ZM47 80H50L51 81V86L48 84V83H46V81ZM132 80V79H131ZM133 80H135V79H133ZM145 80V79H144ZM154 80V79H153ZM152 80V81H153ZM156 80V79H155ZM259 80V79H258ZM2 81V80H1ZM135 81H137V80H135ZM141 81H143V80H141ZM140 81V82H141ZM157 82H158V80H156ZM155 81V82H156ZM161 81V83H163ZM175 81V80H174ZM224 81V83L226 84V82H225V80H222V82ZM148 82H150V81H148ZM147 82V83H148ZM173 82V81H172ZM171 81H170V83H169V80H168V83H169V86H170V84L172 83ZM221 82V83H222ZM158 83V84H159ZM166 83V82H165ZM174 83V82H173ZM171 84V85H174V87H175V85H176V87L177 86H180V85H183V84H180V85H177V84ZM176 83V82H175ZM184 83H186V81L184 82ZM220 83V84H221ZM81 84L83 85V83L81 82ZM124 84V83H123ZM150 84V83H149ZM148 84V85H149ZM157 84V85H158ZM167 84V83H166ZM165 84V85H166ZM220 84H219V86H220ZM147 85V84H146ZM151 86H150V89H151V87H152V85H154V84H150ZM163 85V87H164V83L162 84ZM188 85H189V83H188ZM222 85H223V83H222ZM227 85V84H226ZM260 85V84H259ZM1 86H0V88H1ZM84 86H86L85 84H84ZM83 86V87H84ZM166 86H168V85H166ZM165 86V87H166ZM169 86L167 87V88H169ZM193 86V85H192ZM191 86V88H190V86H188V88H190V90L189 91H193V87ZM229 86H231V84L230 85H228V88L227 87H224V85L222 86V88L219 90L220 91V99H219V102H217L218 101V99H216V102H217V108L219 109V116L218 117H220L219 119L220 120H222V119H224V124H226V116H227V112L230 110V111H232V109H233V107H231L232 106V104H231V106H230V102H231V95H230V93L228 92V90H230L229 89ZM80 87H81V85H80ZM154 87L156 88V84L154 85ZM159 87V86H158ZM163 87L161 88V89H163ZM173 87V86H172ZM180 87H183V86H180ZM187 87V86H186ZM221 87V86H220ZM87 88H88V85H87ZM124 88V87H123ZM167 88H166V90H164V91H166L167 92ZM178 88V90L179 91H181L180 89H179V87H177ZM195 88V87H194ZM91 89H89V91H91ZM125 89V88H124ZM157 89H159V88H157ZM184 89V91H185V88H183ZM198 89V91H199V88H197ZM196 89V90H197ZM1 90V89H0ZM88 90V89H87ZM152 90H154L153 89V87H152ZM172 89L170 88V91H171ZM173 90H175V89H173ZM172 90V91H173ZM177 90V91H178ZM3 91V90H2ZM48 91V92H47ZM123 91V90H122ZM156 91V90H155ZM168 91H169V89H168ZM170 91H169V94H172L173 95V93L171 92L170 93ZM230 91H232V90H230ZM92 92V91H91ZM166 92H164V93H166ZM174 92V94H176L175 92H176V90L175 91H173ZM182 92V91H181ZM181 92H180V94H181ZM201 92V91H200ZM239 92V91H238ZM237 92V93H238ZM244 92V91H243ZM183 93V92H182ZM186 93V92H185ZM233 93L235 94V92L233 91ZM233 93H232V95H233ZM236 93V94H237ZM245 93V92H244ZM247 93V92H246ZM0 94H3V92L2 93H0ZM75 94V93H74ZM89 94H90V92H89ZM115 94V95H116ZM167 95H168V93H166ZM193 94V93H192ZM218 94V93H217ZM239 94H242V92L241 93H239ZM115 95H114V97L112 98V99H114L115 98ZM164 95V94H163ZM202 95H203V92H202ZM204 95H205V93H204ZM46 98H45V97ZM166 96V95H165ZM179 96V95H178ZM177 96V97H178ZM182 96H183V94H182ZM181 96V97H182ZM193 96V95H192ZM218 96V95H217ZM243 96V95H242ZM92 97V96H91ZM180 97V96H179ZM202 97V96H201ZM244 97V96H243ZM247 97V96H246ZM89 98V97H88ZM195 98H197L198 99V97H195ZM233 98H237L236 100L237 101H239L238 100V97H234L233 96ZM90 99V98H89ZM110 99V100H109ZM170 99H172V98H170ZM0 100V101H1ZM100 100H102V99H99V101ZM115 100V99H114ZM128 100V99H127ZM198 100H200V99H198ZM240 100H242L241 98H240ZM135 101V100H134ZM234 101V100H233ZM78 102V101H77ZM89 103H90V101H88ZM200 101H198V103H199ZM215 102V103H216ZM108 103H103V106H102V108L101 107H99V108H101V111H99V112H96L97 114H99L98 115V118L100 117L101 118V120H104V123H105V121L106 120H108V118H106V116H107V111L108 112H110L109 110H110V106H112L111 104H110V106H108ZM196 103V102H195ZM232 103V102H231ZM75 104V103H74ZM77 104V103H76ZM75 104V105H76ZM98 104V103H97ZM136 104V103H135ZM86 105V104H85ZM84 105V106H85ZM96 105V104H95ZM98 105H100V104H98ZM193 105H194V103H193ZM200 105H201V103H200ZM214 105H216V104H214ZM234 105V104H233ZM236 105V104H235ZM87 106V105H86ZM172 106V105H171ZM197 106V105H196ZM229 106H230V108H232V109H229ZM21 107V110L19 109V111H18V108H20ZM90 107V104H88V108ZM92 107H94V102H93V105H92ZM170 107V106H169ZM14 108H17V112L16 111H13L12 109H14ZM91 108V107H90ZM95 108V110H97V108L96 107H94ZM178 109H179V107H177ZM215 108V107H214ZM87 108H85V110H86ZM174 109H176V108H174ZM229 109V110H228ZM87 110H89L90 111V109H87ZM228 110V111H227ZM57 111H62L63 112V114L65 115H63L62 116V114H60V113H58ZM78 111V110H77ZM94 112V110L92 109L91 111H90V113L91 112ZM179 111H181V110H179ZM197 111V110H196ZM215 111V110H214ZM213 111V112H214ZM15 112V113H14ZM61 112V113H62ZM175 112V111H174ZM183 112V111H182ZM218 112V111H217ZM89 113V114H90ZM95 113V112H94ZM215 114H217L216 112H214ZM96 114V115H97ZM198 114H199V112H198ZM198 114H197V116L195 115V117L194 118H198L199 116H202V115H200L199 114V116H198ZM215 114H214V116H215ZM231 114V113H230ZM230 114H228L229 116H230ZM77 115H78V113H77ZM95 115V114H94ZM109 115H110V113H109ZM229 116H227V119H228V117ZM44 117V118H45ZM77 117V116H76ZM108 117V116H107ZM188 117V116H187ZM216 117V116H215ZM214 117V118H215ZM99 118V119H100ZM105 118H106V120H105ZM186 118V117H185ZM193 118V119H194ZM200 118V117H199ZM217 118V117H216ZM72 119V118H71ZM74 119V118H73ZM96 119V118H95ZM109 119H110V117H109ZM188 119V118H187ZM190 119V118H189ZM218 119V122H220V120ZM185 120V119H184ZM195 120V119H194ZM200 120H201V118H200ZM203 120V119H202ZM201 120V121H202ZM65 121V122H64ZM68 121V120H67ZM96 121H98V120H96ZM112 122H113V120H111ZM191 121V120H190ZM193 121V120H192ZM196 122H201V121H199V119L197 120H195ZM103 122V121H102ZM107 122H109V120L107 121ZM106 122V123H107ZM111 122V123H112ZM186 122H188V120L187 121H185V123ZM215 123V124H219V123ZM228 122V121H227ZM36 123H38V121L36 122ZM66 123V124H65ZM98 123H100L99 125H101V122L100 121H98ZM110 123V122H109ZM108 123V125H110ZM117 123V122H116ZM191 123V122H190ZM193 124H194V122H192ZM222 123V124H223ZM229 123V122H228ZM73 124H75V125H73ZM95 124V123H94ZM114 124H115V122H114ZM113 124V125H114ZM214 124V125H215ZM223 124V125H224ZM106 125V124H105ZM108 125L106 126V127H108ZM200 125H202V123H200ZM219 125H221V123L219 124ZM218 125V128H220V126ZM32 126H34V124L32 125ZM115 126V125H114ZM213 126V125H212ZM216 126V125H215ZM97 127V126H96ZM103 127H104V125H103ZM112 127V126H111ZM118 127V126H117ZM196 127V126H195ZM80 128H82V129H80ZM98 128V127H97ZM101 128V127H100ZM119 128V127H118ZM125 128V127H124ZM124 128L122 129V130H124ZM129 128V127H128ZM145 129H146V126L144 127ZM147 128H149V126L147 127ZM197 128V127H196ZM202 128H204V127H202ZM202 128H201V130H202ZM214 128V127H213ZM222 128V127H221ZM96 129V128H95ZM106 128H104V130H105ZM186 129V128H185ZM110 131L112 130V128L111 129H109ZM115 130V129H114ZM117 130V129H116ZM115 130V131H116ZM119 130V129H118ZM128 130V129H127ZM127 130H124V131H126L127 132ZM130 130V129H129ZM181 130V129H180ZM182 130H184V128L182 129ZM197 129H195V131H196ZM204 130V129H203ZM216 130V129H215ZM28 131V130H27ZM100 131V130H99ZM113 131V130H112ZM146 131V130H145ZM147 131H149V130H147ZM146 131V132H147ZM212 131L215 133V131L212 129ZM220 131H222V129L221 130H216V133L215 134H217V137H218V134L220 133ZM92 132V133H91ZM105 132V131H104ZM117 132H120V131H117ZM123 132V131H122ZM125 132V133H126ZM144 132V131H143ZM184 132H185V130H184ZM186 132H189L188 130H186ZM191 132V131H190ZM198 132V131H197ZM196 132V133H197ZM212 132V133H213ZM223 132V131H222ZM221 132V133H222ZM62 133V132H61ZM102 133V132H101ZM108 132L106 131V134H107ZM116 133V132H115ZM114 133V134H115ZM148 133V132H147ZM180 133V132H179ZM179 133H178V135H179ZM193 133H195V132H193ZM199 133H201V134H203V131L201 132H199ZM100 134V133H99ZM105 134V135H106ZM111 134H112V132H111ZM111 134H109V135H111ZM113 134V135H114ZM121 134V133H120ZM174 134V133H173ZM186 134V133H185ZM214 134V135H215ZM104 135V134H103ZM109 135L107 136V137H109ZM122 135H125V137H126V135L127 134H122ZM183 135V132H182V134L180 133V135L179 136H182ZM189 135V133L187 134V135H184L185 137H187ZM197 135V134H196ZM196 135H195V137H196ZM213 135V134H212ZM214 135L212 136V137H214ZM222 135V134H221ZM21 136H23V135H20V137ZM112 136V135H111ZM148 136H149V134H148ZM156 136H157V134H156ZM159 136V135H158ZM157 136V137H158ZM163 136V135H162ZM201 136V135H200ZM200 136H198L199 138H200ZM95 137V136H94ZM102 137V136H101ZM117 137V135H115L114 136V138H116ZM160 137V136H159ZM170 137V136H169ZM171 137H174L173 135L171 136ZM189 137V136H188ZM190 137H191V135H190ZM203 137V136H202ZM201 137V138H202ZM211 137V138H212ZM216 136H215V138L217 139V142H216V145H215V150H216V152L214 151V153H216L217 155H218V157H215L216 155L215 154H213V150H214V148H210L211 150H212V156H214L215 158H218V161H217V166L215 165V167H217L216 169H218V170H216L215 169V167H214V170H216L215 172H217V171H219L220 170V167L221 166H219V164L220 165H223V162H222V158H220L221 157V151H224V149L226 148H222L221 147V143L219 142V139H221L222 140V138H217ZM220 137H222V136H220ZM223 137H224V135H223ZM31 138V137H30ZM102 138H104V137H102ZM111 138H113V137H110V139ZM113 138V139H114ZM120 138H121V136H120ZM139 138V137H138ZM146 137H144L143 139L146 141L147 139H145ZM154 138H155V136H154ZM153 138V139H154ZM165 138H167V137H165ZM164 138V139H165ZM182 137H180V139H181ZM215 138H213L212 139V142H213V140L215 139ZM20 139V138H19ZM32 140H33V138H31ZM92 139V138H91ZM96 139V138H95ZM119 139V138H118ZM122 139V138H121ZM125 138H123V141H125L124 140ZM140 139L141 138H139V139H137V140H139L140 141ZM151 139V138H150ZM149 139V140H150ZM152 139V140H153ZM157 139V138H156ZM160 139H162V138H160ZM163 139V140H164ZM175 139H176V136H175ZM178 139V138H177ZM182 139H184V138H182ZM189 139V138H188ZM187 138H186V140H188ZM192 139V138H191ZM215 139V140H216ZM94 140V139H93ZM102 140H104V143H105V140H106V138L105 139H102ZM148 140V141H149ZM159 140V139H158ZM167 140V139H166ZM179 140V139H178ZM177 140V142H179V141H183V140H179L178 141ZM198 140V139H197ZM203 140H204V138H203ZM106 141H108V138H107V140ZM116 140H114V141H111V142H113V143H111V142H109V143H111L110 144V146L112 145V147L113 146H115L114 145V143H116L115 142ZM119 141H120V139H119ZM127 141V140H126ZM132 141H134V140H132ZM138 141V143H140ZM147 141V142H148ZM157 141V140H156ZM192 141V140H191ZM224 141V140H223ZM222 141V142H223ZM100 142V141H99ZM118 142V141H117ZM120 142H122V140L120 141ZM135 142V141H134ZM133 142V144H131L130 145V147L132 148V151H131V148H130V151L131 152H133V153H135L136 151H137V149L135 150V152H134V150H133V146H136L135 145V143ZM141 142H142V139H141ZM151 142H153V141H151ZM158 142V141H157ZM161 142V141H160ZM164 142L166 143V141L164 140ZM163 142V143H164ZM168 142V141H167ZM184 142V141H183ZM195 142H196V140H195ZM201 142L202 141H200V144H201ZM18 143H19V141H18ZM92 143H94V142H92ZM100 143H102L103 144V149L105 148V149H107V152H108V148H106V147H104L105 145H104V143H103V141L102 142H100ZM125 143H127V142H125ZM130 143H132V142H130ZM146 143V142H145ZM150 143V142H149ZM156 143V142H155ZM174 143H175V141H174ZM185 143H187V141L185 142ZM185 143H182L180 146H182L183 144H184V146L186 147V144ZM192 143V142H191ZM194 143V142H193ZM192 143V144H193ZM197 143V142H196ZM196 143H194V144H196ZM199 143V142H198ZM197 143V144H198ZM203 143H204V141H203ZM203 143L201 144L202 146H206V144L205 145H203ZM225 143V142H224ZM16 145H17V143H15ZM14 144V145H15ZM20 144H22V142L20 141V143H19V145ZM30 144H31V142H30ZM69 144H71V145H73V147L71 146H69ZM101 144V145H102ZM107 144H108V142H107ZM106 144V145H107ZM119 144V143H118ZM141 144V143H140ZM144 144V143H143ZM151 144H153V143H151ZM160 144V143H159ZM158 144V145H159ZM169 144V143H168ZM168 144H164V145H168ZM173 144V143H172ZM176 145L177 144H179V143H175ZM191 144V145H192ZM194 144H193V146L192 147H189V146H187L188 148H191V150L189 151L187 148H185V149H187V151L185 150L184 151V153H183V157H186L188 160L189 159H193V160H196V159H194L195 157V154L197 153V151L194 153V151H195V147H194ZM12 145V144H11ZM23 145V144H22ZM48 145V146H49ZM133 145V146H132ZM148 145V144H147ZM156 145H157V143H156ZM157 145V146H158ZM161 145V144H160ZM163 145V144H162ZM187 145H189V141H188V144ZM21 146V145H20ZM26 147L28 146V145H25ZM107 146H109V145H107ZM138 146V145H137ZM141 147H142V144L140 145ZM139 146V147H140ZM144 146V145H143ZM170 146V145H169ZM175 146V145H174ZM198 146V145H197ZM18 147V146H17ZM17 147H14L13 149H15V150H17ZM24 147V146H23ZM23 147H18L20 150H21V148H23ZM78 147V150L77 151H79L78 152V155L77 154H75L76 155V157L77 156H79V157H81V160L80 159H78L79 157H77L76 159H75V156H74V153H77V151H76V149H74L75 150V152H74V150L73 151H71L73 148H77ZM93 147V145H91V148ZM95 147V146H94ZM116 147V146H115ZM159 147V146H158ZM171 147V146H170ZM173 147V146H172ZM183 147V146H182ZM201 147V146H200ZM214 147V146H213ZM11 148V147H10ZM58 148V149H57ZM72 148V149H71ZM111 148V147H110ZM145 148V147H144ZM148 148V147H147ZM149 148H151V145L149 146ZM175 147H173V149H174ZM202 148H204V147H202ZM207 148V147H206ZM204 149L205 151L208 149L209 150V148H207V149ZM23 149H25V148H23ZM22 149V150H23ZM111 149H113V148H111ZM115 149V148H114ZM146 149V148H145ZM160 149H161V147H160ZM159 149V150H160ZM172 149V150H173ZM178 149V148H177ZM179 149H184V148H179ZM198 149V152H199V148H197ZM10 150V149H9ZM20 150H17V151H19L20 152ZM21 150V151H22ZM94 150H96V148L94 149ZM116 150V149H115ZM140 150V149H139ZM148 150V153L150 152V150H153L152 148L151 149H147ZM155 150H158V149H156V147H155ZM163 150V148L161 149V151ZM166 149H164V151H165ZM181 150V151H182ZM203 150V149H202ZM202 150L200 149V151L201 152H199V156H200V154L203 156V154H202ZM204 150H203V152H204ZM210 150V151H211ZM225 150H227V148L225 149ZM90 151H92V152H90ZM113 151V150H112ZM141 151L144 153V151L141 149L140 151H138V152H140L141 153ZM167 151V150H166ZM170 151V150H169ZM180 151V150H179ZM179 151H177V153L179 152ZM256 151H257V149H256ZM12 153H10L9 155H8V160L9 161H11L12 159H10L11 158V155L13 156V152H14V150H12L11 151ZM90 152V153H89ZM102 152V151H101ZM113 152H115V151H113ZM130 152V153H131ZM147 152V151H146ZM163 152V151H162ZM183 152V151H182ZM182 152H181V154H182ZM189 152V153H188ZM225 152V151H224ZM15 153V152H14ZM80 153V154H79ZM95 153H98V151H96ZM110 152H108L107 154H109ZM152 153V152H151ZM157 153H158V151H157ZM160 154H161V152H159ZM166 154L168 153V152H165ZM207 153H209V152H207ZM223 153V152H222ZM19 154V153H18ZM102 153H100V155H101ZM106 154V153H105ZM145 154V153H144ZM153 154H156V151L153 153ZM205 154H206V152H205ZM204 154V155H205ZM1 155V154H0ZM96 155V154H95ZM97 155H99V154H97ZM97 155H96V157H97ZM110 155H111V153H110ZM109 155V156H110ZM131 155V154H130ZM133 155H135L134 157H136V155H137V153L136 154H133ZM138 155H140L139 153H138ZM162 155H164V153H162ZM197 156H198V154H196ZM207 155V154H206ZM220 155V156H219ZM10 156V157H9ZM43 156H44V164H46L47 163V158H48V155H47V151H44V154H43ZM93 156V158H94V155H92ZM91 156V157H92ZM102 156V155H101ZM105 156H107V155H105ZM114 156V155H113ZM113 156H110L111 158H109V159H111L112 160V162L114 161V159H112V157ZM116 156V155H115ZM1 157V156H0ZM7 157V156H6ZM91 157L89 158V159H91ZM139 157V156H138ZM138 157H136L134 160H136ZM180 158V157H182V156H179L178 154H177V158ZM201 157V156H200ZM205 156H203L202 157V159H205L204 158ZM223 157H224V155H223ZM227 157V156H226ZM2 158H4L5 159V156L3 157V155H2ZM1 158V159H2ZM99 158V157H98ZM103 158H104V154H103ZM107 158V157H106ZM113 158H115V157H113ZM118 158V157H117ZM116 158V159H117ZM129 159H130V157H128ZM149 158V157H148ZM197 158V157H196ZM207 159H208V157H206ZM214 158V160L212 161L213 163H211L212 164V166H213V164H216L214 161H216L217 159H215ZM127 159V158H126ZM182 159H184V158H182ZM201 159V158H200ZM224 159H225V157H224ZM92 160H94V159H92ZM91 160V161H92ZM96 161H97V159H95ZM99 161H100V159H98ZM102 160V159H101ZM105 160H108V159H105ZM105 160H103V161H105ZM133 160V159H132ZM134 160H133V162H134ZM1 161V160H0ZM3 161V160H2ZM1 161V162H2ZM102 161V163L103 164H108L107 162L106 163H104ZM110 161V160H109ZM124 161V160H123ZM122 161V162H123ZM128 161V160H127ZM198 161H199V158H198ZM205 161H206V159H205ZM227 161V160H226ZM229 161V160H228ZM3 162H5V161H3ZM92 162H94V161H92ZM111 162V161H110ZM111 162V163H112ZM118 162V163H117ZM116 162V164H119V162L120 161H117ZM126 161H124V165H126V163H125ZM192 162V161H191ZM195 162V161H194ZM197 162V161H196ZM208 162V161H207ZM206 162V163H207ZM7 163V162H6ZM6 163H4V164H6ZM95 163V162H94ZM111 163H109L110 165H111V169L112 170H114L113 169V165H115V164H111ZM131 163V166H132V161L130 162ZM136 163V162H135ZM149 163V162H148ZM189 163V165H191L190 164V162H188ZM202 163V162H201ZM205 163V162H204ZM209 163V162H208ZM229 164H230V162H228ZM227 163V165L226 166H228L229 167V164ZM1 164V163H0ZM3 164V163H2ZM1 164V165H2ZM4 164H3V166H4ZM8 164V166H9V163H7ZM138 164V163H137ZM136 164V165H137ZM186 164V163H185ZM197 164V163H196ZM211 164H207V166L208 165H211ZM232 164V163H231ZM234 164H235V162L232 164L233 166H234ZM130 165V164H129ZM143 165V164H142ZM192 165H195V164H192ZM192 165H191V167H192ZM199 165V164H198ZM225 165V164H224ZM2 166V168H1V166H0V168L1 169H3L4 167ZM109 166V165H108ZM120 166H121V168H122V164L120 163ZM175 166V165H174ZM179 166V165H178ZM202 167V165H199V167ZM206 166V167H207ZM233 166H232V169H230V172L233 170ZM235 166H236V164H235ZM235 166H234V168H235ZM100 167V166H99ZM105 167V166H104ZM107 167V166H106ZM125 167V166H124ZM127 167V166H126ZM134 167H135V165H134ZM141 167V166H140ZM143 168H144V166H142ZM170 167H171V165H170ZM181 167V166H180ZM184 167V166H183ZM183 167H181V170H182V168ZM185 167H186V165H185ZM195 167V166H194ZM199 167H198V169H199ZM6 168H8L7 167V165H6ZM87 168V167H86ZM108 169H109V167H107ZM142 168V169H143ZM146 168V167H145ZM173 168V167H172ZM179 168V167H178ZM197 168V165H196V167L194 168V170H196V171H192L191 169L189 170V169H187V170H189V171H191V172H195L193 175H191V173L189 174V175H191L192 176V178H188V180L186 179L187 178V176H186V172L184 173V171L186 170H184V168H183V173L185 174H183L182 173V176H186V183L185 184H187L186 186H188V184H189V191L187 192V193H182L181 195H182V197H184V199L183 200H185L186 199V201H187V203L189 204V202H190V204L192 205V210H193V213H194V216H196L197 215V217H195V219H197L196 221L194 220V217H193V219H189V220H194V221H192L191 223H188L189 221L187 220V218L186 219H184V220H186V226H183V227H185V229H189V231H188V234H189V240H190V243H187L186 241V245L187 246H185V245H182L183 243H185V242H181L182 244H180V245H182V246H184V247H182V248H180L179 246V249L177 250V249H175L176 251H175V253H177L178 254V258L180 257L181 258V262L182 261H184V263L183 264H235V263H237V264H249L248 263V260H245L246 258H248L247 256L249 255V254H251V250H255L254 248H256V245L254 244L255 242H256V235H259V234H261L262 232H263V229H264V225H263V217H264V215L263 214H260V213H262L260 210H257L258 209V207L256 208V210H254L255 209V203H256V201H255V203H254V205L252 206V207H254V209H252L251 210V208H250V210L251 211H246V209H247V207H245L244 208V210H242L241 208V210L242 211H244L245 212V215L243 216L242 214H244V212H240V213H242L241 214V216H243L240 220L241 221H239L240 223H238V222H235V219L237 218L236 217V215L237 214H235V212L237 213V209H239V208H237L236 210L234 209V206H233V202L235 201V199H236V197H237V195H238V193H239V187L240 186H238L239 184V182L237 181V178L239 177V175H240V173H238L237 172V175H238V177L236 178H234V181H233V183L230 185V188L229 187H227L226 185H224L223 183H221V184H223L224 185V187H223V189L222 188H220V185H219V191H220V189L222 190V193H221V191L220 192H218V198H219V200L221 201V203L219 204V213H214V214H218V217H220V224H218V228L220 227V229L222 228V231H220V229L218 230V229H216V231L218 230V231H220L221 233H222V236H221V238H219L218 239V241L216 242V245H214V246H212L213 244H211V246H210V244H209V241H210V239H211V237L210 236H212V235H210V236H208L209 234H210V232H209V234L208 233H205V231L204 230H198L197 228H198V225H196L197 226V228H196V226H195V224H196V222H202L203 220H202V217L203 216H199V214L201 215V212H202V210H203V207L204 206H201V203H202V201L203 200H205V199H208V198H206L207 196L205 195L204 196V188L206 187V186H203V184H205L204 182L205 181H202V178H200L201 176H199V174H198V170L196 169ZM209 168H210V166H209ZM213 168V167H212ZM211 168V171H213V169ZM222 168H224V166L222 167ZM44 167L43 168H41L40 170H39V174L41 175L40 177H44V175H45V171H44ZM123 170L125 169H128L129 170V168L127 167V168H122ZM173 169H177V168H173ZM202 169V168H201ZM200 169V170H201ZM226 169H227V167H226ZM226 169L224 168V170L226 171ZM229 169H227L228 171H229ZM4 170V169H3ZM3 170H0V172H3ZM53 170H55V168L53 169ZM101 170V169H100ZM117 170V169H116ZM209 170V169H208ZM208 170H205L204 172H208ZM222 170V169H221ZM235 170H238V169H235ZM234 170V171H235ZM118 171H120V169L118 170ZM117 171V174L119 173ZM170 171H171V169H170ZM174 171V170H173ZM177 171V170H176ZM178 171L179 172H181L179 169H178ZM177 171V172H178ZM4 172L6 173L7 172V169H6V171L4 170ZM3 172V173H4ZM87 172V171H86ZM97 172H98V170H97ZM96 172V173H97ZM104 173H107V171L105 172V171H103ZM112 172V171H111ZM115 172V171H114ZM113 172V176H112V178H114V173ZM125 172V171H124ZM129 172V171H128ZM128 172H127V170H126V173L128 174ZM203 172V173H204ZM223 172V171H222ZM221 172V173H222ZM4 173V174H5ZM7 173H9V170H8V172ZM6 173V174H7ZM55 173L57 174V168H56V170H55ZM92 172H90V174H91ZM95 173V172H94ZM94 173H93V175H94ZM110 173V171H108V174ZM126 173H123L124 175L126 174ZM171 173V172H170ZM174 173V172H173ZM173 173L172 174H170V175H173ZM176 173V172H175ZM189 173V172H188ZM39 174H38V177H39ZM87 174H89V173H86V175ZM87 175V176H92V175ZM102 174V173H101ZM120 174V173H119ZM181 174V173H180ZM212 174V173H211ZM220 174V173H219ZM218 173H217V175H219ZM226 174H230V173H226L225 172V175L224 176H226ZM3 175V174H2ZM97 175H98V173H97ZM100 175V174H99ZM112 175V174H111ZM116 175V174H115ZM124 175H119V180H120V178H121V176H124ZM176 175V174H175ZM209 175H210V171H209ZM209 175H207V176H209ZM216 175V176H217ZM221 175H223V173L221 174ZM6 176V175H5ZM8 176V175H7ZM85 176V175H84ZM83 176V177H84ZM95 176V175H94ZM107 175H105V177H106ZM110 176V175H109ZM177 176H180L179 174H177ZM191 176H189V177H191ZM202 176H205V178H206V175L204 174V175H202ZM233 176V175H232ZM235 176V175H234ZM86 177V176H85ZM166 177H168V176H166ZM171 177H173L171 180H174L175 178H174V176H171ZM219 177H220V175H219ZM6 178V177H5ZM61 178V179H62ZM87 178V177H86ZM99 179H100V181H101V177H98ZM111 178V179H112ZM116 178H118L117 177V175H116ZM124 178V177H123ZM128 178V177H127ZM169 179H170V176L168 177ZM184 178V177H183ZM208 178H210V176L208 177ZM211 178H212V176H211ZM1 179V178H0ZM43 179V178H42ZM88 179V178H87ZM89 179H92V178H89ZM88 179V180H89ZM159 180H160V178H158ZM157 179V182L159 181ZM177 179V178H176ZM3 180V179H2ZM5 180V179H4ZM6 180H7V178H6ZM39 180H41V179H39ZM44 181H45V177H44V179H43ZM65 180H63V181H65ZM84 180V179H83ZM97 179L95 178V180L94 181H96ZM114 180H115V182H117V180L114 178ZM164 180V179H163ZM167 178H165V181H164V183H167ZM181 180V179H180ZM203 180H204V178H203ZM230 180V179H229ZM241 179H239V181H240ZM1 181V180H0ZM11 181V180H10ZM87 181V180H86ZM91 181H93V179L92 180H90L89 182L91 183ZM98 181V180H97ZM97 181H96V183H97ZM126 181H127V179H126ZM162 181V180H161ZM182 181H184V180H182ZM231 181V180H230ZM3 182H5V181H3ZM13 182V181H12ZM41 182V181H40ZM45 182H47V181H45ZM45 182H41V183H43V186H45V189H43V187L41 186V188L44 190V198L43 197H40V199H43L41 202H38L39 200H37V201H34L35 203H37L38 202V204L36 205V207L34 206L35 205V203L33 204V206H30V207H27L26 208V206L25 205H22V206H25V209L26 210H24V212L22 213V211L21 210H19V211H21V214H19L20 212H18L17 214L18 215H16L15 216V219L13 218V220H15L16 222H15V224L14 223H10L11 224V226H12V224H14V225H16V227L14 226V228H16V229H12V231H10V230H8V231H10L9 233L10 234H8V231L6 230V231H0V232H2L0 235V243L3 245V247H5L4 249H6V247H8V244H9V246H11L10 245V243H13V245H15L16 246V244H14V242H17V241H15V237H16V233H20V231L22 230V228H23V225L25 224V221L27 222V221H30L29 220V218L28 217H32L33 219L34 218H40V216L42 215V214H44V212L46 211V207L47 206H49L50 205V203H51V201H52V199H53V196L51 197V195H50V193L51 194H55L54 193V191H56V189H55V187H54V189H53V191L51 190V192L49 193V190H48V186H47V183H45ZM48 182H51V181H48ZM79 182V181H78ZM89 182H87V183H84L83 181H81V182H79L78 184H77V189H78V193H77V196H78V201L80 200V197H79V195H81L82 196V194H85V193H83V189H84V187H86V185L87 186H89ZM124 182H125V180H124ZM163 182V181H162ZM208 182H210L209 180H208ZM232 182V181H231ZM241 182V181H240ZM8 183V182H7ZM14 183H15V181H14ZM13 183V184H14ZM123 182H121V184H122ZM125 183H127V182H125ZM159 183V182H158ZM158 183L156 184L157 186V188H158ZM163 183V184H164ZM182 183H184V182H182ZM181 183V184H182ZM6 183H4V185H5ZM45 184V185H44ZM52 184V183H51ZM61 180H59L57 183H56V185H55V183H54V185L53 186H56V188L57 187H61ZM63 184H64V182H63ZM93 184V183H92ZM98 184H100V183H98ZM118 184H119V182H118ZM124 184V183H123ZM122 184V185H123ZM150 184V183H149ZM151 184H152V182H151ZM162 184V185H163ZM259 184V183H258ZM257 184V185H258ZM3 185V186H4ZM10 185V183L7 185V187ZM49 185V184H48ZM83 185H85L84 187H83ZM107 185H108V183H107ZM153 185H154V182H153V184H152V187L151 188H153ZM160 185H161V183H160ZM165 185H167V184H165ZM240 185H242V184H240ZM257 185H256V188H257ZM260 185V184H259ZM2 186V187H3ZM12 186V185H11ZM50 186V185H49ZM91 186V185H90ZM120 186V185H119ZM169 186V185H168ZM181 186V185H180ZM185 186V187H186ZM222 186V185H221ZM227 188H226V187ZM262 186V185H261ZM6 187V188H7ZM51 187H52V185H51ZM108 187H109V185H108ZM121 187V186H120ZM160 187V186H159ZM162 187V186H161ZM170 187H171V185H170ZM173 187H177V186H173ZM184 187V186H183ZM184 187V188H185ZM242 187V186H241ZM40 188V189H41ZM50 188V187H49ZM63 188H65L64 190H67V188H68V186H67V183L65 184V185H63ZM90 188V187H89ZM89 188H87L86 190L87 191H84V192H87L88 193V189ZM93 189H94V186L92 187ZM110 188L111 189H113L111 186H110ZM110 188H106V190L107 189H110ZM178 188V187H177ZM180 188V187H179ZM208 188V187H207ZM209 188H211V187H209ZM214 188V187H213ZM212 188V189H213ZM261 188H263V187H261ZM3 189H4V187H3ZM7 189H10L9 187L7 188ZM91 189V188H90ZM93 189H91V190H93ZM153 189H155V188H153ZM161 189H163V188H161ZM165 189H167L168 191H171L172 190V187L171 188H169V187H165ZM187 189V190H188ZM241 189V188H240ZM156 190V192H157V189H155ZM167 190H165V191H167ZM179 190V189H178ZM181 191L182 190H184L185 191V189H183V188H181L180 189ZM205 190H206V192H208L207 191V189L205 188ZM211 190V189H210ZM214 190V189H213ZM260 190V189H259ZM42 191V190H41ZM108 191V190H107ZM114 191V190H113ZM121 192H122V190H120ZM159 191V190H158ZM167 191V192H168ZM256 191V190H255ZM6 192V191H5ZM53 192V193H52ZM109 192V191H108ZM124 192V191H123ZM148 192H150L151 193V191H148ZM147 192V193H148ZM162 192H164L163 190H162ZM174 192H177V190H174L173 191V193ZM183 192V191H182ZM210 193H211V195L213 196V194H212V192L211 191H209ZM109 193H111V191L109 192ZM118 192L116 191V194H117ZM166 193V192H165ZM165 193H163V194H165ZM179 193V192H178ZM258 193L260 194V191H258ZM262 193V192H261ZM263 193H264V191H263ZM112 194V193H111ZM155 194H157V193H155ZM168 194V193H167ZM175 194V193H174ZM174 194H173V196H174ZM180 194V193H179ZM209 194V193H208ZM242 194V193H241ZM41 195V194H40ZM150 195V197L149 198H153V196H151V194H149ZM160 195V194H159ZM176 195V194H175ZM242 195H244V194H242ZM11 196V195H10ZM9 196V197H10ZM162 196V195H161ZM167 196V195H166ZM216 196V195H215ZM254 196V195H253ZM263 196V195H262ZM5 197L6 198H8L6 195H5ZM4 197V198H5ZM114 197V196H113ZM126 197V196H125ZM159 197V196H158ZM163 197V196H162ZM175 197H180V195L179 196H175ZM182 197H181V199H182ZM205 197V199H203ZM210 197V196H209ZM214 197V196H213ZM242 197V196H241ZM243 197H245V195L243 196ZM243 197H242V199H243ZM258 197V196H257ZM264 197V196H263ZM10 198H12V197H10ZM123 198V197H122ZM155 198V197H154ZM157 198V197H156ZM155 198V199H156ZM167 198H169V197H167ZM215 198H217V197H215ZM14 199V198H13ZM164 199V198H163ZM180 199V198H179ZM210 199V198H209ZM239 199V198H238ZM237 199V200H238ZM242 199H239V200H242ZM259 199V198H258ZM257 199V200H258ZM124 199H122V201H123ZM158 200H161L160 198L158 199ZM167 200V199H166ZM165 200V201H166ZM170 200V199H169ZM178 200V199H177ZM260 200V199H259ZM11 201H12V199H11ZM120 201H121V199H120ZM127 201H128V199H127ZM129 201H131L130 199H129ZM133 201V200H132ZM185 201V202H186ZM206 201H208V200H205V203H206ZM213 202H214V200H212ZM217 201V200H216ZM215 201V202H216ZM244 199L241 201V202H243V204H245L244 203ZM117 203V200H115L114 201V203ZM119 202V201H118ZM125 202H126V200H125ZM152 202V201H151ZM150 202V203H151ZM163 202V201H162ZM166 202H168V201H166ZM174 202V201H173ZM178 202H179V200H178ZM178 202H177V204H178ZM184 201H182V204L183 203H185ZM204 202V201H203ZM210 202V201H209ZM237 203H238V201H236ZM259 202V201H258ZM9 203V202H8ZM23 203V202H22ZM124 203V202H123ZM123 203H122V205H123ZM131 204H133L132 202H130ZM152 203H154V201L152 202ZM151 203V204H152ZM165 203V202H164ZM170 203L172 204V202L170 201ZM253 203V202H252ZM261 203H263V202H261ZM4 204H6V203H4ZM4 204H3V206H4ZM120 204V203H119ZM145 204V203H144ZM176 204V205H177ZM200 204V205H199ZM207 204V203H206ZM206 204H202V205H206ZM210 204V203H209ZM211 204H212V202H211ZM210 204V205H211ZM218 204V203H217ZM238 204H241L240 203V201H239V203ZM250 204V203H249ZM117 205V204H116ZM121 205V204H120ZM120 205H118V206H120ZM134 205V204H133ZM141 205V204H140ZM169 205V204H168ZM179 205V204H178ZM177 205V206H178ZM181 205V204H180ZM187 205V204H186ZM215 205V204H214ZM236 205L237 204H235V208H236ZM246 205V204H245ZM250 205H252V204H250ZM250 205H248V206H250ZM261 204H259V206H260ZM264 205V204H263ZM1 206V205H0ZM113 206H115V204L113 205ZM135 206V205H134ZM139 206V205H138ZM156 206V205H155ZM164 206H165V204H164ZM170 206V205H169ZM172 206H174V205H172ZM189 206V205H188ZM213 206V205H212ZM238 206V205H237ZM241 207H244V206H242V205H240ZM247 206V205H246ZM258 206V205H257ZM126 207H128V206H126ZM149 207V206H148ZM158 207H160V206H158ZM183 207V206H182ZM207 207H209V205L207 204ZM211 207V206H210ZM214 207V206H213ZM2 208V207H1ZM22 208V207H21ZM20 208V209H21ZM35 210H34V209ZM123 209H124V207H122ZM121 208V209H122ZM150 208V207H149ZM167 208H168V206H167ZM174 208H178V207H174ZM212 208V207H211ZM218 208V207H217ZM260 208H262V210H263V207H261L260 206ZM114 209H116V208H114ZM120 209V210H121ZM140 209H142V208H140ZM139 209V210H140ZM146 209V208H145ZM180 209H182V208H180ZM190 209H191V206H190ZM239 209V210H240ZM2 210V209H1ZM22 210H23V208H22ZM82 211L81 212H83L82 214H84V212L85 211H83V208L81 209ZM117 210V209H116ZM119 210V209H118ZM117 210V212H120L121 213V211L119 210L118 211ZM128 210V209H127ZM132 210H134V209H132ZM131 210V211H132ZM136 210V209H135ZM153 209L151 208V211H152ZM165 210V209H164ZM163 210V211H164ZM172 210V209H171ZM170 210V212H172ZM174 210V209H173ZM125 211V210H124ZM124 211H122V212H124ZM137 211V210H136ZM189 211V210H188ZM216 211V210H215ZM14 212V211H13ZM16 212H17V210H16ZM34 212H36L35 214H33ZM88 212V211H87ZM127 212V214H129L130 212L129 211H126ZM150 212V211H149ZM157 212V211H156ZM159 212V214L161 215L162 213H160L161 211H158ZM158 212H157V214H158ZM167 212H168V210H167ZM186 212V211H185ZM190 212H192V211H190ZM239 212V211H238ZM135 213H137V212H135ZM144 213V212H143ZM143 213H142V215H143ZM152 213H155L154 211L152 212ZM174 213V212H173ZM173 213H171V214H173ZM182 213V215H183V217H184V214H183V212H181ZM204 214H205V212H203ZM12 214V213H11ZM15 214V213H14ZM13 214V215H14ZM113 214H114V217L116 218L117 216H115V212H113ZM139 214H141L140 212H139ZM139 214H137V215H139ZM147 214H148V212H147ZM157 214H156V216H157ZM168 214V213H167ZM203 214V215H204ZM209 214V213H208ZM4 215V214H3ZM2 215V216H3ZM87 215L88 214H84V216L82 217L83 218V220H85L86 219V217H87ZM116 215H117V213H116ZM169 215V214H168ZM176 215V214H175ZM182 215H180L179 214V216L178 215H176L175 216V218L176 219H178L177 218V216L180 218V216H182ZM185 215H187L186 213H185ZM191 215V214H190ZM89 216H90V214H89ZM113 216V215H112ZM129 216H130V214H129ZM132 216H136V215H133L132 214ZM145 216V215H144ZM143 216V217H144ZM155 216V215H154ZM159 216V215H158ZM163 216H164V214H163ZM188 216V218L190 217L189 216V214L187 215ZM193 216V215H192ZM211 216V215H210ZM214 216V215H213ZM237 216H240V215H237ZM11 217V216H10ZM85 217V218H84ZM123 218H125L124 216H122ZM121 217V218H122ZM133 217V218H134ZM139 217V216H138ZM142 217V216H141ZM160 217V216H159ZM171 217H173V216H171ZM170 217V218H171ZM206 217V216H205ZM204 217V218H205ZM209 217V216H208ZM217 217V218H218ZM5 218H6V216H5ZM112 218V217H111ZM146 218V217H145ZM148 218V217H147ZM146 218V219H147ZM156 218H158V217H156ZM155 218V219H156ZM169 218V217H168ZM168 218H166V220L168 219ZM203 218V219H204ZM216 218V216L214 217V219ZM2 219V218H1ZM10 219H12V217L10 218ZM88 219H90V217L88 218ZM139 219V218H138ZM138 219L135 221V222H138ZM141 219V218H140ZM139 219V220H140ZM143 219V218H142ZM162 219H164V218H162ZM181 219V218H180ZM4 220H6V219H4ZM12 220V221H13ZM113 220V219H112ZM114 220H117V219H114ZM113 220V221H114ZM119 220V219H118ZM117 220V223H119L120 222V220L118 221ZM159 220V219H158ZM202 220V221H201ZM1 221V224H2V221L3 220H0ZM86 221H87V219H86ZM141 221H143V220H141ZM182 221V220H181ZM188 221V222H187ZM237 221V220H236ZM14 222V221H13ZM85 222V221H84ZM83 222V223H84ZM144 222V221H143ZM157 222H159V221H157ZM175 222V221H174ZM183 222V221H182ZM238 223V226L236 227V225L237 224H235V225H233V223ZM4 223V222H3ZM113 223V222H112ZM121 223H123V225L122 226H124V223L125 222H121ZM156 223V222H155ZM181 223V222H180ZM180 223H178V224H180ZM203 223H204V221H203ZM202 223V224H203ZM209 223V222H208ZM219 223V222H218ZM5 224V223H4ZM3 224V225H4ZM6 224H7V220H6ZM5 224V225H6ZM177 224V223H176ZM184 224V223H183ZM2 225V226H3ZM84 225H86V224H84ZM116 225H118V224H116ZM129 225L130 224H126V226H127V229L129 228ZM161 225V224H160ZM168 225V224H167ZM171 224H169V226H170ZM173 225H175L174 223H173ZM181 225V227H182V223L180 224ZM180 225H179V227H177V229L178 228H180ZM209 225V224H208ZM216 225V224H215ZM1 226V225H0ZM7 226V225H6ZM130 226H132V225H130ZM157 226V228H159L158 227V225H156ZM164 226H166L165 224H164ZM177 226V225H176ZM205 226H206V224H205ZM210 226V225H209ZM10 227V226H9ZM117 227V226H116ZM115 227V224H114V228H116ZM135 227V226H134ZM147 227V226H146ZM150 227V226H149ZM148 227V228H149ZM167 227V226H166ZM183 227H182V229H183ZM204 227V226H203ZM216 227V226H215ZM215 227H214V229H215ZM236 227V228H235ZM7 228V227H6ZM5 228V229H6ZM121 228V227H120ZM124 228V227H123ZM131 228V227H130ZM145 228V226H143V229ZM161 228V227H160ZM164 228V227H163ZM170 228V227H169ZM168 228V229H169ZM171 228H173V226L171 227ZM208 228V227H207ZM9 229V228H8ZM117 229H119V228H117ZM125 229V228H124ZM150 229H151V227H150ZM165 229L166 228H164L163 229V231H165ZM174 229V231H175V227L173 228ZM176 229V230H177ZM181 229V230H182ZM187 229V230H188ZM3 230V229H2ZM116 229H114V232H116L115 231ZM162 230V229H161ZM171 230V229H170ZM169 230V231H170ZM180 230V231H181ZM129 231V230H128ZM131 231V230H130ZM141 231V230H140ZM159 231V230H158ZM184 230H182V232H183ZM209 231H211V229L209 230ZM5 232V233H4ZM125 232H127L126 230H125ZM124 232V233H125ZM137 232V231H136ZM136 232H135V234H136ZM166 232V231H165ZM177 232V231H176ZM175 232V233H176ZM178 232H179V230H178ZM176 233L178 236H181L179 233ZM187 231H185V233H186ZM207 232H208V230H207ZM212 232V231H211ZM215 232V231H214ZM219 232V233H220ZM123 233V232H122ZM123 233V234H124ZM131 233V232H130ZM134 232H132L130 235L131 236H133L134 234H133ZM168 233V232H167ZM166 233V234H167ZM218 233V234H219ZM110 234H112V236L113 237H115V239L117 240V234H116V236L113 234V233H110ZM127 233H125V235H126ZM128 234H129V232H128ZM162 234V233H161ZM165 234V237L167 236V235H170V237H171V233H169V234H167L166 235ZM183 234H184V232L182 233V238H184L183 237ZM188 234L186 235V234H184V235H186L187 236V240H188ZM217 233H215V235H216ZM262 234H264V233H262ZM261 234V235H262ZM18 235V234H17ZM220 235V234H219ZM9 236V237H8ZM112 236H111V238H112ZM129 236V235H128ZM138 236H140V233L138 234ZM185 236V237H186ZM214 236V235H213ZM14 237V238H13ZM18 237V236H17ZM164 237V238H165ZM170 237H168V238H170ZM210 237V238H209ZM219 237V236H218ZM261 237V236H260ZM262 237H264V236H262ZM120 238V237H119ZM134 238H135V236H134ZM139 238H141V237H139ZM178 238V237H177ZM181 238V239H182ZM215 238H216V236H215ZM214 238V239H215ZM17 239V238H16ZM19 239V238H18ZM136 239H138L137 237H136ZM167 239V238H166ZM171 239V238H170ZM110 240H113V242H115V240H114V238L113 239H110ZM109 240V241H110ZM120 240H121V238H120ZM119 240V241H120ZM134 241H137V240H135V239H133ZM172 240V239H171ZM170 240V241H171ZM183 240H185V238L183 239ZM211 240H213V238L211 239ZM217 240V239H216ZM118 241V242H119ZM123 243H124V241L123 240H121ZM130 240H128V241H125V242H127V244L126 243H124L126 246H125V248H123L124 249V252H123V255H124V258H126L127 259V261H122V264H142V258L140 259V260H138V261H140L141 263H138V262H135V261H137V260H134V259H136V258H134L133 257V249H132V247H133V245L131 244V242H129ZM173 241H174V239H173ZM175 241H177L176 239H175ZM174 241V242H175ZM179 241V240H178ZM177 241V242H178ZM214 241V240H213ZM112 242V241H111ZM112 242V243H113ZM122 242H120V243H122ZM133 242V241H132ZM138 242L139 241H137V243L136 244H138ZM177 242H175V244L177 243ZM189 242V241H188ZM211 242V241H210ZM18 243H19V241H18ZM170 243H172V242H170ZM179 243V242H178ZM63 244V243H62ZM64 244H65V242H64ZM63 244V245H64ZM83 244V243H82ZM117 244V243H116ZM134 244V243H133ZM140 244V243H139ZM159 244V243H158ZM264 244V243H263ZM12 245V246H13ZM66 245V244H65ZM64 245V246H65ZM113 245H114V243H113ZM120 248H122L121 247V245H119V244H117ZM160 245V244H159ZM255 245V247L253 248V246ZM1 246V245H0ZM17 246H18V244H17ZM19 246H21L20 245V243H19ZM85 246H86V244H85ZM117 246V247H118ZM138 245H136V247H137ZM140 246V245H139ZM161 246V245H160ZM168 246H169V244H168ZM175 246H177V244L175 245ZM262 246V245H261ZM2 247V248H3ZM83 247V246H82ZM154 247H156V246H154ZM163 247V246H162ZM170 247V246H169ZM174 247V246H173ZM178 247H174V248H178ZM1 248V247H0ZM114 248H116V247H114ZM114 248H113V250H114ZM152 248V247H151ZM161 248V247H160ZM164 249H165V246L163 247ZM173 248V249H174ZM253 248V249H252ZM264 247L262 246V248L261 249H259V251H258V253H256L257 254V262H258V264H264V249H263ZM8 249H10V248H8ZM67 249V248H66ZM66 249H61L62 250V252L59 254L60 256H62V258L59 260V258L58 257H55L56 255H58V254H55V256H52V257H55V258H57L59 261H61L62 259H66V257H64L63 255L66 253L65 251H66ZM136 248L134 247V250H135ZM162 249V248H161ZM163 249V250H164ZM170 249H172V244H171V248ZM170 249H169V252H171L170 251ZM247 252V254H243V256H244V260H242L240 263H238V261H236L237 260V258H238V255L236 254V253H238L240 250H241V252L243 251V252H245L244 250ZM258 249V248H257ZM7 250V249H6ZM11 250V249H10ZM9 250V251H10ZM54 250V249H53ZM60 250V249H59ZM156 250H157V247H156ZM5 251V250H4ZM8 251V252H9ZM52 251V250H51ZM81 251V250H80ZM83 252H81V254L82 253H84V255L88 258V261H89V255L88 254H90L92 251H87V247H83V250H82ZM115 251H117V250H115ZM151 251H152V249H151ZM150 251V253L152 254L153 252H151ZM155 251V250H154ZM161 251V250H160ZM165 251H166V249H165ZM252 251V252H253ZM54 252V251H53ZM70 252V251H69ZM119 252V251H118ZM118 252H117V255H119L118 254ZM122 252V251H121ZM146 252H147V250H146ZM148 252H149V249H148ZM148 252H147V254H148ZM245 252V253H246ZM255 252V251H254ZM0 253H2L1 252V250H0ZM4 254L5 253H7V251L6 252H3ZM55 253V252H54ZM54 253H51V254H54ZM59 253V252H58ZM73 253V252H72ZM71 253V254H72ZM88 253V254H87ZM93 253V252H92ZM116 253V252H115ZM138 253V252H137ZM161 253H163L162 251H161ZM166 252H164V254H165ZM172 254H174L173 252H171ZM240 253V252H239ZM62 254V255H61ZM69 255V253L67 254V255H69L70 257L73 255ZM96 254H98V253H96ZM96 254L94 255V256H96ZM145 254V253H144ZM169 254V253H168ZM176 254V255H177ZM58 255V256H59ZM84 255H83V257H84ZM100 255V254H99ZM98 255V256H99ZM121 255H122V253H121ZM139 255H141V253L139 254ZM148 255H150V254H148ZM166 255V254H165ZM171 255V254H170ZM241 255V254H240ZM239 255V256H240ZM20 256H21V253H20ZM59 256V257H60ZM74 256H75V254H74ZM74 256H72L71 258H73ZM81 256V258H82V255H80ZM91 256V255H90ZM98 256H96V257H98ZM144 256V255H143ZM151 256H153V255H151ZM151 256H149V257H151ZM166 256H168V255H166ZM252 256H254V255H252ZM70 257H67V258H70ZM100 257V256H99ZM113 257H116V254H114V256ZM121 257V256H120ZM161 257H163V256H161ZM173 257H174V259L177 257H175L174 255H173ZM172 257V255H171V258H173ZM23 258V257H22ZM79 258V257H78ZM77 258V259H78ZM91 258H93V257H91ZM118 258V257H117ZM116 258V259H117ZM146 258V257H145ZM167 257H165V259H166ZM170 258V259H171ZM242 258V257H241ZM240 258V259H241ZM251 258V257H250ZM254 258H255V256H254ZM57 259H55V261L53 260V262H55V264H56V260ZM74 259V258H73ZM84 259V258H83ZM86 259V258H85ZM84 259V260H85ZM94 260H96L97 258H93ZM93 259H90V260H92L93 261V263H92V261H91V263H89V262H87L88 264H95V262H94V260ZM100 259V258H99ZM99 259H98V261H99ZM143 259H144V257H143ZM169 259V258H168ZM177 259V258H176ZM235 259V260H234ZM249 259V258H248ZM19 260H21V259H19ZM19 260H18V262H19ZM71 260V259H70ZM123 260V259H122ZM145 260V259H144ZM230 260V261H229ZM231 260H234V263L231 261ZM253 260V259H252ZM255 260V259H254ZM13 261V260H12ZM23 261V260H22ZM22 261H20V264H21V262ZM66 261V260H65ZM65 261H62V262H65ZM68 261V260H67ZM171 261H172V259H171ZM179 260L177 259V261L176 262H178ZM230 263H229V262ZM236 261V262H235ZM249 261H250V259H249ZM8 262V261H7ZM6 262V263H7ZM14 262V261H13ZM13 262H12V264H13ZM62 262H60L59 264H63ZM124 262V263H123ZM144 262V261H143ZM147 262V261H146ZM151 262V261H150ZM174 262V261H173ZM176 262H174L175 264H180V262H178V263H176ZM15 263V262H14ZM85 263H86V261H85ZM97 263V262H96ZM115 263V262H114ZM170 263V262H169ZM174 263H172V264H174ZM252 263H254V261L252 262ZM251 263V264H252ZM8 264H10V262L8 263ZM16 264V263H15ZM17 264H19V263H17ZM22 264H25V262L24 263H22ZM53 264V263H52ZM57 264H58V261H57ZM98 264V263H97ZM100 264V263H99ZM109 264H111V263H109ZM113 264V263H112ZM116 264V263H115ZM121 264V263H120ZM149 264V263H148Z\"/></svg>", "mask_w": 264, "mask_h": 264}]
</instances>
